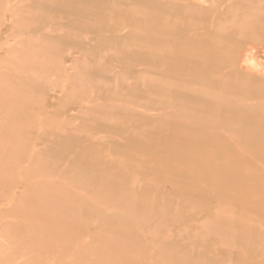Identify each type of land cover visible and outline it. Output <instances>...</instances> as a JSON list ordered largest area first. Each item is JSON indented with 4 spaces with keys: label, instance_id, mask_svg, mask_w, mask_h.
<instances>
[{
    "label": "rangeland",
    "instance_id": "obj_1",
    "mask_svg": "<svg viewBox=\"0 0 264 264\" xmlns=\"http://www.w3.org/2000/svg\"><path fill=\"white\" fill-rule=\"evenodd\" d=\"M2 1H4V0H2ZM6 1H8L7 4L5 3ZM19 1L20 0H5L4 3H0V6H1V4L3 5L2 7H0V14L4 15V16L0 17V93H1L0 94V103L2 100L4 101V99H5V101L2 102L3 105H2V103L0 104V133L3 131V135H4V136H2V133H1L0 137L5 138V139L0 138L1 139L0 147L2 145L5 147V148L1 147V150H0V156H2V159L0 157V183H1L0 184V194H1L0 195V204H1L0 205V264H5V263L10 264L12 262H15L12 264H25V261H26V264H93V263L94 264H124L125 262H123V260L126 261V264H133V263L134 264L135 263H138V264H154V263L155 264H159V263L165 264L167 262L169 264H176V263L177 264H180V263L185 264L186 260H187L186 264H197L198 261H200L198 264H219V262H222V264H232V263L234 264V262H235V264L236 263L237 264H243V263L246 264V262H247V264H257L258 262H259L258 264H260V263L264 264V252H263L264 251L263 250L264 249V243H263L264 242V239H263L264 238V229H263L264 228V219H263L264 218L263 217L264 216L263 215L264 214V199H263L264 196H261L262 193L264 192L263 191L264 185H262V184H264V174H263L264 173L263 172L264 171V135H263L264 134V131H263L264 130V112H263L264 111V100L261 101L262 99H264V0H244L243 2H240L241 0H239V1H237V4H235L232 7L230 6V3H229L230 0H180V1L179 0H168V1L166 0V3H168V4L172 3L174 5L186 7V10H184L183 12H180V13H175V12L173 13L170 10H167L165 7L161 6V2H164L163 4H166L165 0H159V1H157V0H95L94 3H97V5H95L91 0H78L77 2H76V0H32L28 4H26V3L23 4ZM0 2H1V0H0ZM81 2L83 4L84 3L85 4L82 5ZM117 2H119V3H117ZM239 2L242 5H240ZM16 3H19V4L17 5ZM59 3H63V5H65V7H63L62 9H59V11L55 10L53 15L48 19V21L47 20L43 21V23L42 22L40 23V21H38L36 15H37V13L41 12V9H46L48 7H52L54 4H59ZM78 3L79 4L81 3L80 5L82 6V8ZM137 3H138V5L142 3L141 4L142 8L140 7L141 10L143 9L142 13H141V11H140V13L137 12L136 8L139 9L138 7L140 6V5L136 6ZM147 3H148V5H147ZM92 4H94V5H92ZM101 4H102V6H101ZM131 4L132 5L135 4V5L132 6ZM151 4H153V6ZM191 4H194L195 6H193ZM196 4L198 5V7ZM7 5L10 6L11 8L8 7ZM20 5L25 6V7L22 8V6H20ZM76 5L78 8L76 7ZM156 5H157L158 9H156L154 7ZM17 6L21 7V10H19L20 11L19 13H17L18 12ZM145 6L146 7L148 6V7L146 8ZM221 6H222V8H221ZM14 7L16 9H14ZM55 7L56 6H54V8ZM86 7H88V8L92 7V13H91V11H89L91 9L88 10V8H86ZM130 7L134 8V9L130 10ZM95 8H97V9H96V11L93 12V10ZM84 9H86L85 10L86 12L84 11ZM76 11H78V12H76ZM84 12H85V14H84ZM87 12H89V14ZM95 12H98V13L95 14ZM115 12H118V13L121 12V13L118 14ZM131 12L134 13L133 17H132ZM14 13L15 14L17 13V15H15ZM90 13H91V15H90ZM114 13L116 15H114ZM104 14H105V16H104ZM177 14L180 16H178ZM243 14H245V17ZM82 15H85V18H82V17H84ZM150 15H152V17ZM90 16H91V19L89 18ZM93 16H95V17H93ZM218 17H219V19H217ZM258 17L261 19H259ZM1 18H3L4 20ZM6 18H8V20ZM11 18H12V20H11ZM121 18H122V20H121ZM78 19H80V20H78ZM93 19L94 20L97 19L98 22L96 21L97 22L96 23ZM124 19H125V21H124ZM177 19H179V20H177ZM181 19L184 21H182ZM87 20L89 21V24L93 26V28H91L92 26L90 27L89 24H86V23H88ZM116 20H118V21H116ZM212 20H213V22H212ZM12 21H14V23H11ZM76 21L80 22V23L78 24ZM82 21H83V23H82ZM114 21H115V23H114ZM178 21H180L181 23ZM111 22L113 24H111ZM144 22H146L147 24L146 23L144 24ZM183 22H185V23H183ZM186 22L188 24L189 23L190 24L188 25ZM192 22H193V26H192ZM204 22H205V24H204ZM92 23L95 25H93ZM154 23L159 24L162 28H160L159 30L153 29L152 25ZM173 23L175 24V27L176 28L178 27V28L176 31H174V32L172 31L171 32L172 35H171V33H170L171 29L170 28H172L174 26ZM10 24H12V25H10ZM76 24H78L79 27ZM84 24L87 25V29H86V25H84ZM106 24H110V27L108 28V26H106ZM119 24H120L121 28H119L120 27ZM136 24H139V25L137 26ZM98 25L100 27H96ZM164 26H165V28L163 29ZM211 26L213 27V29H211ZM83 27L85 29H83ZM129 27H130V29H129ZM88 28H90V30ZM204 28H205V30H204ZM209 28H210V30H206ZM249 28H250V30H249ZM115 30H117V31H115ZM167 30H168V33H167ZM121 31H124V32H121ZM151 32H153V33H151ZM43 33H49L53 36H62V37H60V41L65 42V45L63 44L64 47H62L60 50V53H61L60 57H56V56L46 57L45 59H47V60L44 61L43 57H40V56L37 57L38 55L35 57L32 56V53H30V52L33 51V53L35 52V53L41 54L45 50L48 51L52 46V44H51L52 42H46V41L42 40L41 36ZM115 33H117V34H115ZM154 33H157L160 36L161 35H163V36L160 37L159 35L157 36V34H154ZM118 34H120L121 37L120 36L117 37L118 41L114 42L112 37L114 35H118ZM132 36L134 37V39L132 38ZM162 37H163V39H162ZM17 38L18 39L19 38L24 39V43H25L24 45L26 47H30L29 48L30 52L28 50V54L26 56H22V58L26 57L25 60L27 62L29 60L28 64H26V63L23 64V61L24 62H26V61L23 60L22 58L21 59H17L16 57L13 58L12 50H10L8 52V54H6V52H5L8 50L7 47L14 44V42H15L14 40H17ZM124 39H125V41H124ZM154 39H156L157 41ZM127 40H128V42H127ZM136 42L142 43L143 46L144 45H146V46L143 48L142 44L138 45ZM9 43L11 45H9ZM128 43H129V45H128ZM131 43H133V44H131ZM114 44H115V47H114ZM153 45H155V47ZM93 46H94V48H92ZM129 46H130V48L133 47L131 49L132 51H130V49L127 48ZM150 46H151V50H149ZM124 47H126V48H124ZM148 47H149V49H145ZM2 48H3V51H1ZM86 48H87V50H88V48L89 49L92 48V50H94V51L88 53V51H86ZM155 48H157V50ZM161 48L164 50H162ZM197 48H199V49H197ZM229 48H231V49H229ZM177 50H178V52H177ZM234 50H236V52ZM146 51H147V54H145ZM170 51L171 52L176 51V54L178 55L177 59L182 61V63L180 65L175 64L174 60H168L167 58L161 56L160 54L155 55L156 52L167 53ZM130 52L133 54H130ZM148 52H150L149 54H151V55L153 54V57H151V55H149ZM199 52H201V55ZM9 54H11V55H9ZM196 55H197V57H196ZM6 56L9 60L6 58ZM11 57L13 59L16 58V60L14 61L15 63L14 62L12 63L13 59ZM30 57H31V59H30ZM218 57H219V59H218ZM33 58H35L34 59V60H36L35 62L32 61ZM130 58H132V59H130ZM190 58H192L191 59L192 61L190 60ZM48 60H49V63H48ZM54 60L57 61L56 64H54V62H56ZM248 60H249V62H248ZM153 61H154V64H153ZM159 61L162 63V65L165 64L166 66L163 65V67L164 66L165 67L162 68V65H161V63L159 64ZM169 61H170V64L168 63ZM36 62H38L37 63L38 66H35L36 67L35 68L32 64L35 63L34 65H36ZM43 64H44V67H42ZM48 64L51 65L50 68H49ZM121 64H122V66H121ZM123 64H126V65L123 66ZM28 65H31V67H30V69H28L29 71L27 73L28 78L34 79V83L36 84V87L38 89H40V88H41L40 90L46 89L45 93L46 92L47 93L46 94L44 93V95H47V97H43L44 95L42 93L40 94V96H37L38 92L36 93L34 91L31 92V94H28L26 92L27 90L25 88H22V90L20 89L19 90L20 92L17 90L16 93L13 94V95H15L14 98H13L11 91L6 92L8 90L13 89L11 87H13L14 84L17 82V78L20 77V73L18 72L19 68H22L25 66H26V68H29ZM54 65H56V66H54ZM128 65H131V66L127 67ZM157 65L159 67L161 65V67H160L161 69L158 68ZM191 65H193L195 67H193ZM145 66H147L146 67L147 69L145 68ZM197 66H199L200 68ZM202 66L204 67V69H202L203 68ZM206 66H207L208 70L206 69ZM123 67H126V69L127 68L129 69L131 67L129 70H131L132 68L133 69L131 71H129V70L127 71ZM209 67L212 70H210ZM152 68H154V69H152ZM124 69L126 72H124ZM167 69H170V72H169V70L167 71ZM43 70H44V72H43ZM115 70L121 71V72L119 71V74H121V75H119V77H120L119 80L118 81L113 80V81L104 82V79L102 78L104 71H105V73L108 74V71H115ZM154 70H156V71H154ZM160 70H161V72H159ZM185 70L188 72L186 73ZM171 71H172V73H171ZM2 72H3L4 76H6L5 77L6 82L4 81V79H5L4 76L1 74ZM14 72H18L17 74H19V76L15 73L16 75H14L15 76L14 77L13 76ZM123 72L125 73L126 77L131 75L129 77L130 81L126 80V77H125ZM140 73H141V75H140ZM149 73L151 74V76H154L153 79L150 77ZM153 73L154 74L156 73L157 77H159L160 79L155 77L156 74L154 75ZM190 73H192V74L190 75ZM145 74H146V77L144 76ZM1 75L3 76L4 79L2 78ZM11 75L13 78H16V79L9 82V78ZM161 75H163V76H161ZM199 75L205 76V77H202V78L198 77ZM23 76H25V75H23ZM211 76L213 79H211ZM192 77H194V78H192ZM206 77H207V79H206ZM146 78H147V81H146ZM161 78H162V80H161ZM258 78H259V80H258ZM149 79H151V81H153L150 83V85L151 84L153 85L154 82L156 84L157 83L156 80H158V82H161V84L157 83L156 86H158V87L155 88L156 90H154V89L153 90L150 89L151 91L147 90L150 87V85H147L149 83H146L148 81L150 82ZM201 79L204 81H202ZM11 80H12V78H11ZM26 81L27 80H25V82ZM166 81L168 83H166ZM259 81H260V83H259ZM4 82L6 84H4ZM143 82H145V84ZM164 82L168 86H166L165 84H162ZM128 84H130V85H128ZM220 84H221V86H220ZM260 84H261V86H260ZM6 85H8V86L10 85V86L8 87ZM144 85L148 86V87L144 88ZM163 85L165 86L164 89H163ZM169 87L171 88V90ZM1 88L3 89V92H5V93H3L1 91L2 90ZM165 89L167 91L168 90L171 91L170 92L171 95L168 96L167 94H169V93L165 94L166 93ZM44 90H42V91L44 92ZM164 90H165V92H163ZM86 91L88 92L87 93L88 96H83V93ZM123 91L125 93H123ZM12 92H14V90ZM25 92H26V95H25ZM182 92H184V93L182 94ZM3 94H4V96L2 97ZM20 94H21V97H20ZM128 94H129L130 98L128 97ZM120 95L122 97H120ZM164 95H167L168 97L167 96L164 97ZM51 96H55V98L53 99L55 102H53ZM50 97H51V99H50ZM119 97L121 99H119ZM125 97L128 98L129 101ZM182 97H183V99H182ZM8 98H10V99H8ZM21 98L22 99L24 98V99L21 100ZM42 98H44V99H42ZM113 98H114V101H113ZM46 99H48V100H46ZM131 99L135 100L136 103L140 102V104H135V102L133 100L130 101ZM156 99H157V101H156ZM24 100H25V102L27 101L28 103L27 102L25 103ZM91 100L96 101V102H101V103H103V106L99 109L96 108V110H95V108H94L95 106L93 105L92 107L88 106V110L87 109L81 110L82 106L90 105L89 102ZM136 100H138V101H136ZM124 101H126L125 106H122V104L124 105V103H122ZM181 101L184 105L181 103ZM190 101L193 103V105L191 104ZM20 102L21 103L23 102L24 104L28 105L29 108L27 111L29 112V114H28L29 117L28 116L27 117L30 118V120L28 118H24V119L17 121L18 123L15 122L16 123L15 124L14 122L11 121V119H12L11 116H14L15 114H17L19 112L18 110H22V108H19V106H18L20 104ZM113 102H115V103H113ZM130 102L132 104L131 106H130ZM175 102H176V104H175ZM196 102L198 104H196ZM111 103L114 105L112 106ZM118 103H120V104H118ZM170 103H171V105H170ZM188 103L190 105H192L193 107L190 106ZM201 103H203V105L206 104L205 109H207V111L205 109H203L204 107H203V105H201ZM32 104H35V105H32ZM185 105H187V106H185ZM109 106H110V108H109ZM180 106H182V107H180ZM183 106H185V107H183ZM195 106H196V108H195ZM198 106H199V108H198ZM143 107H145V108H143ZM159 107H160V109H159ZM89 108H91V109L89 110ZM102 108H103V110H102ZM111 108H113V109H111ZM132 108H134V109H132ZM174 108L176 111L173 110ZM192 108H194V109H192ZM211 108H212V110H210ZM221 108H223V110ZM145 109H148V110H145ZM164 109L169 110V111H165ZM86 110H87V112H86ZM110 110H112V111H110ZM139 110L141 112L140 114H139ZM160 110H161V112H159ZM170 110H171V112H170ZM188 110H190V111L187 112ZM91 111H93V112H91ZM108 111H110V112H108ZM146 111L148 113H145ZM151 111H153V112H151ZM30 112H32V113H30ZM157 112L160 114V116ZM163 112H165V113H163ZM166 112L169 113V114H167L168 116H165ZM176 112H178L179 114L176 115ZM196 112L197 113L200 112V113L197 114ZM221 112H222V114H220ZM233 112H235V113H233ZM194 113H196V114H194ZM7 114H9V116H7ZM107 114H108V116H107ZM238 114H240L242 116H240ZM250 114H252V115H250ZM109 115H110V117H109ZM113 115H114V117H113ZM146 115H148V116H146ZM173 115H175V116H173ZM185 115L188 117H185ZM195 115H197L198 117ZM226 115H227V117H226ZM233 115L235 116L234 119H232L230 117ZM116 116H118V117H116ZM126 116H127V118L125 119L124 117H126ZM130 116H131V119H130ZM193 116H194V118H193ZM247 116H250L251 118H253L252 119L253 124L251 125L252 127H255L256 124H261L262 128L260 130L254 129L255 130L254 131L252 127H248L247 124L245 125V123L243 121V119H244L243 117H247ZM87 117H89V118H87ZM93 117L94 118L97 117V120H96V118L94 119ZM147 117H148V119H147ZM160 117L161 118L164 117L165 119L166 118L167 119L164 120V119H161ZM218 117H220L221 119H219ZM90 118H91V120L93 119L94 123H93V121L90 120ZM119 118H120V120H119ZM179 118H181V119H179ZM186 118H189V119H186ZM51 119L54 121H52ZM101 119L104 122H98V121H102ZM206 119H207V121H206ZM128 120H130V121H128ZM141 120H144V121H141ZM169 120H170L171 124H169ZM187 120H189V122ZM60 121H62L63 123L62 122L60 123ZM81 121H82V123H81ZM147 121H150V122H148L149 125L147 124ZM154 121L156 123H154ZM158 121H159V125H158ZM121 122L123 123V125L125 124L124 126L122 125L123 127L121 126V124H122ZM163 122H165V123H163ZM181 122H182V124L183 123L184 124L181 125ZM12 123H13V126H12ZM49 123H51V124H49ZM83 123L86 126L85 128L87 130L82 128ZM99 123H101L102 125L105 124L106 126L104 125L105 127H103ZM107 123H109V125ZM211 123H212V125H211ZM8 124H10V125H8ZM128 124H130V125H128ZM132 124L133 125L137 124L138 126H135V128H134V126ZM153 124L155 126L154 128H152ZM163 124H167L168 128L165 127L166 125L164 126ZM77 125H79V126H77ZM88 125H89V127H88ZM169 125H171L170 128H173V129H170ZM9 126H10V128H9ZM14 126H15V128H14ZM37 126H38V128H37ZM67 126H70V127L68 128ZM131 127L134 129H132ZM2 128H3V130H2ZM11 128L13 129V131ZM50 128H52V129H50ZM119 128H120V132L118 130ZM162 128H164V129L167 128V130L169 129L170 131L164 130ZM14 129H16V130H14ZM92 129L95 132H93ZM213 129H215L216 131ZM218 129L221 131H219ZM19 130H23L22 132H19V134L20 133H25L23 135L28 134L25 137L23 136L24 138L20 139L21 141L22 140L24 141L22 143L17 142L19 140H17L16 142L14 140V139H17V137H15V135L17 136L15 131L18 132ZM61 130H63V131L65 130L64 135H61V133L63 132V131L61 132ZM145 130H147V133H145L146 132ZM39 131L40 132L42 131V133H40ZM74 131H76V132H74ZM91 131L93 133H95L96 136H94L95 134L92 135L93 133H91ZM225 131H226V133H225ZM246 131H248V133H246ZM37 132H38V134H37ZM79 132L82 134H80ZM87 132L91 133V135L89 133L87 134ZM105 132H107L108 134H106ZM153 132H155V133H153ZM171 132H175V134H177V135L173 136V135H171ZM227 132H228V134H227ZM112 133H115V134H112ZM119 133H121V134H119ZM6 134L9 135L8 139H7V137H5V136H7ZM32 134H34L35 136H33ZM144 134H147L150 140H148V139H147L148 141L145 140L148 137H146L147 135H144ZM12 135H14V136H13V138L10 139V136L12 137ZM80 135L83 137H81ZM89 135H90V139H89ZM98 135H99V137H98ZM236 135H238V136H236ZM66 136H70V137L68 138ZM133 136H135L136 138H134ZM246 136H247V138H245ZM80 137L82 138L81 140L79 139ZM92 137H94L95 140ZM111 137H114L116 141L114 140V138H111ZM116 137H119L121 139V141H119L120 139L116 138ZM142 137L144 138V143H145V141H146V143L148 142L147 145H144V147H142L143 140L142 141L140 140V139H143ZM158 137H160L161 139ZM249 137H253V138L250 139ZM70 138L71 139L74 138V140L72 141ZM75 138H76V141H75ZM230 138H232V139H230ZM9 139H10V141H9ZM59 139H61L62 141ZM103 139H104V141L106 139V142L102 141ZM236 139H237V141H236ZM2 140H4V141H2ZM54 140H57V142ZM58 140L60 141V143L58 142ZM100 140H101L102 144L99 147ZM253 140H255V142ZM92 141H94V142L96 141V142L94 143ZM251 141H252L253 146L250 144ZM11 142L13 143V145ZM47 142H49L48 143L50 145V146L48 145L49 147L46 146ZM114 142L115 143L118 142V143L115 144ZM137 142H138V144L140 143L139 144L140 146L137 144ZM175 142H176V144H175ZM233 142L237 143V144L234 145ZM10 143H11V145H9ZM16 143H18V144H16ZM78 143L80 146L78 145ZM105 143H107V144H105ZM108 143H111L112 145H114V147H112V145H110ZM119 143L122 146H120ZM52 144L54 146H52ZM76 144L78 146H76ZM131 144H132V146H131ZM152 144H154L153 145L154 147L152 146ZM257 144L260 145V147ZM67 145H69V146H67ZM128 145H130V146H128ZM137 145H138L139 149H138ZM96 146H98L99 149ZM124 146H126L127 148L125 149ZM155 146L157 148L162 149V150L158 149V151H157L156 150L157 148ZM210 146H212V147H210ZM238 146H240L241 149ZM251 146L254 148H252ZM57 147H59V149ZM141 147L143 149L147 147L146 148L147 150L146 149L142 150ZM165 147H167V149ZM237 147L239 149H237ZM3 148L6 149V151H4ZM13 148L14 149L17 148L18 151L14 150ZM150 148L151 149L156 148V149L153 150V152H152L151 150H149ZM40 149L44 150L43 153L41 152V157L42 156L46 157V155H48V152H47V150H48V151H51L50 152L51 154L49 153V155L52 156V154H53L54 157L57 158V159H55L56 161L52 165L55 169L52 166L48 167V168H45V167L44 168H38L41 170L40 171L37 168H32L29 170L27 167H25L29 164V162H32L31 160L35 161L36 159H38L40 157L39 154L36 153V151H38ZM77 149H80V150L75 151ZM85 149H86V151H88L90 153L89 154L87 153V155H86L85 154L86 151L84 152ZM105 149H106V152H104ZM132 149H134V150H132ZM140 149L142 150V152ZM164 149L167 150L170 157H169V155H168V157L166 156V158L164 157L165 155H167L164 153L165 152ZM234 149L238 150V151L234 152L235 151ZM91 150L93 153L91 152ZM111 150H112V153H111ZM249 150H250V152H249ZM26 151H28V152L30 151V152L28 153ZM31 151H33V152H31ZM143 151H147V154L149 152L156 153L157 156L155 154H150L149 156H151V157H148L146 155V152L144 153ZM155 151H157V152L160 151L161 156L159 157L158 155H160V154L159 153L157 154V152H155ZM161 151H163L164 155H162ZM17 152H19V154ZM74 152H76V153L74 154ZM140 152L142 154H140ZM216 152L218 154H216ZM32 153H33V158L31 159ZM107 153H108V155L111 153L110 154L111 156H115L113 159L118 160V162L120 164H118L117 161H116V163L113 162V159L111 161L110 160L111 156H110V158H108L109 156L106 157ZM123 153L126 155L124 156ZM131 153H134V156H135V154L138 153L136 155L137 157L136 156L134 157L133 154L130 155ZM214 153H215V155H214ZM247 153H249V154H247ZM72 154L74 155V157L72 156ZM102 154H103V156H100ZM116 155H119V156H116ZM138 155H139V157L141 155V158H139ZM142 155H144V157H142ZM234 155H237L238 157H236ZM146 156L149 159V162H148V159L146 158ZM152 156H156L157 158L152 157ZM182 156L184 157L185 162L188 160V158L185 156H188V157L190 156L189 159L190 158L192 159V157H193V159L192 160L190 159L191 162L187 161V164L185 162L180 163L178 161V159H176V158H183ZM244 156H245V159H244ZM249 156H251V157H249ZM252 156L254 158H252ZM69 157H70V159H68ZM95 157H97L96 158L97 162H96ZM98 157H99V159L101 157L102 160H98ZM105 157H106V159H105ZM116 157H118V158L121 157V159L123 158V161L119 160L120 158L118 159ZM200 157L202 159H200ZM216 157H218V158H216ZM82 158H83V160H81ZM155 158L157 160L159 159L158 162L165 160L166 161L165 165H167L169 167V169L171 170V173L168 170L167 166H165V167L161 166L160 163H158L156 160L155 161L152 160ZM172 158L174 160H171ZM241 158H243L244 160ZM16 159H19L20 161L16 160ZM91 159L93 161H91ZM136 159L139 161L137 162ZM248 159H251V160H248ZM140 160H142L143 162ZM145 160H147V161H145ZM245 160H247V161H245ZM254 160L256 161L255 163H254ZM73 161H75V162H73ZM77 161L79 163H76ZM80 161H83V163ZM120 161H122V162L125 161L124 165L126 163L127 164V165H125L126 167L123 166V164H121ZM150 161H151V163H150ZM152 161H154V166L152 164L153 163ZM174 161H177V162H174ZM192 161H193V164H191ZM260 161L262 162L261 164H260ZM27 162H28V164H27ZM195 162H197L196 163L197 167H196ZM11 163H14V164H11ZM20 163H22V167H20L21 166ZM66 163H67V165L69 163V165H68L69 167L66 165ZM188 163L190 164V166L188 165ZM55 164H57V165L54 166ZM79 164L81 166H79ZM110 164H111V166H110ZM183 164L184 165L186 164V165L184 166ZM233 164H234V166H233ZM256 164H257V166H256ZM156 165L158 166V168L156 167ZM191 165H192V167H191ZM61 166H63V167H61ZM122 166H123V168H122ZM150 166L153 169L152 168L149 169ZM91 167H93V168L91 169ZM124 167L129 169V173H128V170L125 169ZM131 167L132 168L134 167V169L139 172V174L137 173L138 176L135 175L137 171L135 172V170L132 169ZM154 167H156L157 169ZM180 167H182L183 170H181ZM61 168H62V170H61ZM86 168H87V170L85 171ZM102 168H104V170H102ZM173 168L174 169L176 168V171L174 170L175 172L173 171ZM177 168H178L179 172H178ZM10 169L12 170L11 172H10ZM69 169H71V170H69ZM139 169H140V171H139ZM159 169L161 171L162 170L164 171L163 174L165 176L162 174L163 171L161 172ZM184 169H185V171H184ZM190 169H192V170H190ZM193 169H194V171H193ZM208 169L210 170V172H208L209 171ZM247 169H249V171H247ZM72 170H73V172H72ZM90 170L93 171L95 174L97 173L96 176ZM105 170H107V172ZM126 170H127V172H126ZM130 170H131V172H130ZM132 170H134V171H132ZM143 170L145 172L147 170V172L145 173V172H143ZM149 170H151V171H149ZM206 170H207V172H205ZM13 171H14V173L12 174ZM79 171H80V173H79ZM103 171H104V173H103ZM113 171L118 172V173H114ZM186 171H187V173H186ZM189 171L190 172L193 171L192 172L193 174L190 173ZM216 171H219V172H216ZM250 171H251V173H250ZM140 172L141 173L143 172L145 174H143V173L141 174ZM153 172H156V174L157 173H159V174L161 173V174L160 175L157 174L158 175L157 176ZM9 173H10V175H9ZM37 173H41V174L39 175ZM50 173H52V174H50ZM131 173L132 174L134 173V174L132 175ZM165 173L169 176H167ZM212 173L215 174V176H213ZM220 173H221V175H220ZM105 174L106 175L108 174V175L105 176ZM140 174L142 175V177L141 176L139 177ZM147 174L149 177L147 176ZM250 174H251V176H250ZM100 175H103L105 177L103 178V176H100ZM110 175H113L114 177L112 176V178L111 177L108 178V176H110ZM144 175L146 177H144ZM153 175H156V176L154 177ZM189 175L193 176V177H189ZM195 175L197 178L195 177ZM200 175H201L202 179H201V177H199ZM206 175H208V177H210V178L206 177ZM241 175H242V177H241ZM54 176H56V177L54 178ZM185 176H186V178H185ZM82 177H84V178H82ZM117 177H119L118 180H116ZM160 177H162V182L159 181V180H161V179H159ZM177 177H178V179H177ZM223 177H224L225 182L223 181ZM227 177H231V178H227ZM56 178L59 182L56 180L53 181ZM110 178L112 179V182H111V180L109 182ZM142 178H143V180H142ZM144 178H147V180ZM152 178H155V179L157 178V181H159L162 184V186H164V187H162V188L160 186L158 187V185H157L158 182L155 179L154 180L157 183L154 182V180ZM163 178L164 179L168 178L167 182L169 180H171V182H173L174 185H173V183L171 184L170 181H169L170 184H168L169 182L168 183L164 182ZM171 178L175 181H173ZM183 178H185V180H182ZM199 178L202 181H200ZM213 178H215V179H213ZM46 179H47V181H46ZM106 179H108V180L106 181ZM166 179H165V181H166ZM15 180H17V181H15ZM18 180H19V182H18ZM25 180H26V182H24ZM40 180H42V182L45 180V183H42ZM90 180H91V182H90ZM237 180H239V181H237ZM30 181L31 182L32 181L37 182V184L40 183V184H38L39 186L41 185L40 187L38 185H36V187H35V189L37 188L36 189L37 191L34 189L33 186H30L29 187L30 189L28 188V186H26L27 182H30ZM49 181H51V182L49 183ZM64 181H66L67 183ZM80 181H81L82 185H79ZM100 181L105 185L104 186H102V184L99 185ZM140 181H142V182H140ZM179 181L183 182L182 186L179 183ZM83 182H85V183H83ZM137 182H140V183H137ZM47 183H49V184H47ZM88 183L89 184L91 183V184L89 185ZM141 183H143V185ZM154 183H156V184H154ZM201 183H203L204 185ZM211 183L215 186L210 185ZM45 184L48 186H46ZM50 184H52V186ZM60 184L62 187L60 186ZM64 184L67 185L68 189L70 188L69 186H71V188H73V189L70 188L68 190L66 185H64ZM83 184L84 185L88 184V185L84 186ZM140 184L142 187L140 186ZM164 184H166V185H164ZM53 185H55V186H53ZM76 185H78V186H76ZM92 185L94 186L93 188H92ZM253 185H254V187H253ZM16 186H18V187L16 188ZM89 186H90V188H89ZM202 186H203V188H202ZM26 187H27V189H26ZM41 187L43 189H41ZM74 187H75V190H74ZM76 187H78V188L80 187L81 190H78V188L76 189ZM139 187H141V188H139ZM166 187H169V189ZM214 187H215V189H214ZM236 187H237V189H236ZM14 188H15V190H14ZM18 188H19V190H16ZM64 188L67 190V192L64 191L65 190ZM86 188H89V189H87L85 191ZM150 188H151V190H150ZM171 188H174V189L171 190ZM227 188L228 189L230 188V189L228 190ZM234 188L236 189V191ZM254 188H255V190H253ZM256 188H258V189H256ZM160 189H161V191H160ZM167 189H168V191H166ZM242 189H243V191H245V192H243L244 194L241 191ZM23 190H25V191H23ZM71 190L74 192H72ZM83 190L85 191L86 194L83 192ZM92 190L93 191L95 190V191L93 192ZM182 190H185V191L183 192ZM212 190L214 192H212ZM257 190L260 193H258ZM14 191L15 192L17 191V194H19L20 191H23V194H21L22 197H17L14 201H11L12 193ZM33 191L35 192L34 194L32 193ZM48 191H50V193ZM52 191H54V192H52ZM81 191H82V194L84 193L83 196H82V194H80ZM36 192H38L39 194ZM71 192H72V194L74 193L75 196H74V194L72 195ZM138 192L139 193L142 192V193L139 194ZM177 192H180V193L178 194ZM30 193H32V194H30ZM42 193H44V194H42ZM51 193H53V194H51ZM157 193H158V196L155 195ZM162 193H163V196H162ZM198 193H199V195H198ZM49 194L51 195L52 199L50 198ZM77 194H78V196H80V198H82V197H84V198L81 199L80 201H77L78 200L77 199L78 197L76 196ZM110 194H112V196ZM214 194H216V195H214ZM24 195H25V197H24ZM35 195H38V196L35 197ZM135 195L137 197L136 198L137 202L139 201V203H136ZM137 195L138 196L140 195V197H138ZM144 195L145 196L147 195L146 199H144L145 198ZM179 195H180V197H178ZM204 196H205V198H204ZM88 197L89 198L94 197V198L89 199ZM161 197H162V199L164 198L165 200L164 199L161 200ZM72 198H74V200ZM147 198L152 199V200L148 199L149 200L148 201ZM186 198L188 200H186ZM189 198H191V200ZM209 198H210V200H209ZM216 198H218V200ZM231 198L233 201L231 200ZM261 198H262V200H261ZM19 199L22 202H20ZM40 199H43V201H40L41 203L40 202L37 203ZM87 199H89V201L92 202V204ZM95 199H96L97 203L94 202ZM236 199H237V201H236ZM253 199H255V200H253ZM33 200L35 202H33ZM83 200H85V202ZM177 200L179 201V203ZM25 201H26V203H25ZM69 201H71V202H69ZM156 201H158L157 203H159V205L155 204ZM162 201H164L165 203ZM188 201H190V202L187 203ZM14 202H15V204H14ZM58 202H61L60 205ZM74 202H75V204H74ZM78 202H80V205L76 206V203L78 204ZM98 202L102 203V204L100 205ZM112 202H114V203L112 204ZM149 202L152 203V204H149L150 206L148 205ZM219 202H220V204H219ZM7 203H9L10 206H8L9 204H7ZM19 203H21V206H19L20 205ZM62 203H64V204L61 205ZM94 203H96L97 207L94 206L95 205ZM103 203H105V204H103ZM162 203H164V204H162ZM221 203H224V205H226V206H224V205L222 206ZM69 204L71 206H69ZM161 204H162V206H160ZM188 204H190V205H188ZM192 204L195 205V207H193ZM202 204H205L207 206H205V205L203 206ZM64 205L67 206V209ZM103 205H106V207H104ZM107 205H109L110 209L113 206V209H111V211H110V209L108 208ZM139 205H140V207H139ZM147 205L149 208L147 207ZM240 205H243L244 207L240 206ZM24 206H26V207H24ZM44 206L47 208H45ZM57 206H60V207H57ZM61 206H63L62 209H64L65 211L61 210L62 211L61 212L59 210L61 208ZM98 206H99V208H98ZM132 206H134V207H132ZM155 206H158L159 208L158 207L155 208ZM165 206H168V207H165ZM196 206L197 207L200 206L201 208H199V207L197 208ZM218 206H219V208H218ZM221 206L223 207V210H222ZM68 207H71V209H72V210H70V208H69V210H70L68 212L69 214L67 213ZM136 207L139 208L140 210H136L137 209ZM142 207H143V209H142ZM240 207H242V209ZM56 208H58V209H56ZM79 208H80L81 212L78 210ZM81 208H82V210H81ZM91 208H92V210H91ZM96 208L98 209L99 212H97ZM145 208H148V210H150V211H146L147 209L145 210ZM177 208H178V210H176ZM216 208H218V209H216ZM220 208H221V210H220ZM54 209H56V210L54 211ZM154 209H155V212L153 211ZM162 209H164V210H162ZM205 209L207 212L212 213V215L214 216V217H212V219L214 218L213 220L207 219L205 216L206 214L205 215L202 214V212ZM229 209L230 210L232 209V212ZM94 210L98 214H101L100 216L103 218L99 219L100 216L99 215L97 216V214L95 213ZM104 210H106V211H104ZM120 210L124 211L123 214H122V212H120ZM172 210H174V211H172ZM216 210H218L219 212H217ZM233 210H234V212L236 211L235 214H237V215L234 214ZM237 210H238L239 214H238ZM45 211H47V212H45ZM56 211L58 213H56ZM72 211H74L76 213H74ZM90 211H92L93 213H90ZM136 211H138V212H136ZM144 211H146V213ZM151 211L153 212V214H151L152 213ZM159 211H160V215H159ZM23 212H24V214H22ZM63 212L64 213L66 212V214H64ZM78 212L80 214L82 213L83 218H81V216ZM149 212H151V213H149ZM185 212H186V215H185ZM187 212H188V214H187ZM262 212H263V214H262ZM60 213L63 214V216L60 215V217H57ZM165 213H166V216L163 215ZM232 213H233V215H232ZM246 213H247V216H246ZM248 213H250V214H248ZM39 214H41L42 216ZM139 214L141 217L139 216ZM149 214H151V215H149ZM220 214L221 215L224 214L223 215L224 217L221 216ZM21 215L24 217H22ZM36 215H38V216H36ZM53 215H56V216L53 217ZM84 215L86 217H84ZM94 215H96V217ZM134 215H135V217H134ZM155 215H156V217H155ZM177 215L180 217H178ZM202 215H203V217H201ZM227 215H229V216H227ZM259 215H261V216L259 217ZM161 216H163L164 218H162ZM242 216H244V217L246 216L245 219ZM255 216L257 217V219L259 218L258 219V220H260L259 222ZM31 217H32V219H31ZM92 217H93V220L96 219L94 222H92L93 221ZM153 217H155V218H153ZM196 217L198 218V220ZM228 217L235 219V221H233L231 218H228ZM11 218H12L13 222L11 221ZM74 218H77V219H74ZM117 218H118V221H117ZM120 218H122L123 220L122 219L119 220ZM147 218H148V220H147ZM165 218H167V219H165ZM172 218H173V220H172ZM252 218H253V221H252ZM23 219H24V221H23ZM26 219H28V221ZM68 219L70 220V224L72 223V224H74V226L69 225ZM84 219L85 220L89 219V221L86 222L88 224H83V223H85ZM247 219L251 223H249ZM31 220H33V221H31ZM129 220H130V222H128ZM142 220L143 221L147 220L149 223L148 222L143 223ZM170 220L174 221V222H171ZM195 220H197V222ZM214 220H215V222H214ZM48 221H50L52 223H50V222L48 223ZM79 221L82 222L81 224H83L85 227L80 226ZM98 221H99V223H101L100 224L101 227L99 225L96 226L97 224H99ZM223 221H224V223H223ZM231 221L234 223L236 221L237 222L235 224H233ZM246 221H247V224H246ZM29 222H31V223H29ZM121 222H124V224ZM126 222H127V224H129V226L126 224ZM140 222H141V224H140ZM168 222H170L172 224H170V223L168 224ZM194 222H196V223H194ZM228 222H229V224H228ZM252 222L254 224L256 222L255 228L253 227ZM78 223H79V225H78ZM93 223H95V224L97 223V224L95 225ZM133 223L136 226L130 225ZM137 223H139V225ZM174 223H175V225H173ZM257 223H259V224H257ZM260 223H261V226H260ZM54 224H55V226H57L56 229H54L55 228ZM144 224H145V226L143 227ZM43 225H45V226H43ZM196 225L199 226L198 228H201V229H198L196 227ZM208 225H210V228L209 227H207V229L204 228L205 226H208ZM17 226H18V228H17ZM79 226L82 227V230ZM121 226L124 228H121ZM160 226H164V228H166V231L164 228H159ZM169 226H171V227H169ZM172 226H174V227H172ZM223 226L224 227L226 226V228H223ZM232 226L237 227V229L235 227H232ZM70 227H73V229ZM99 227L102 229H100ZM136 227L141 229V231H140L141 233L139 232V230H136ZM27 228H28V230H27ZM89 228H90V230H89ZM114 228H116V229H114ZM117 228H120V230L118 229L119 230L118 231ZM142 228H144L143 232H142ZM153 228H154V230H153ZM157 228L160 229V230L158 229L159 230L158 232H160V233H157V231L155 232V229L157 230ZM214 228H216V229L219 228V230L217 229L219 232L215 231ZM232 228L233 229L235 228L234 229L235 231L238 230L237 233ZM16 229H17V231H16ZM97 229H98V231H97ZM132 229H134V230H132ZM209 229L213 233H215V232L216 233L213 234L212 232H210ZM222 229H224V231ZM227 229H230V230L227 231ZM259 229H261V234H262L261 240L260 239L259 240L258 239L249 240V239H252L254 234H256V232L254 233V230L259 231ZM14 230H15V232H14ZM85 230L87 231V235L90 232L88 236L85 235L86 234ZM129 230L132 232H130ZM181 230L185 231V232H182ZM204 230H206V231L204 232ZM207 230H209V231H207ZM24 231H26V232H24ZM99 231L101 232V236H99V234H100ZM163 231L165 232V235L167 233L168 234L165 236ZM200 231H202V232H200ZM226 231L228 233H226ZM114 232H116V233H114ZM146 232H147V234H146ZM162 232H163V234H162ZM172 232L174 234H172ZM92 233L94 236L92 235ZM119 233L120 234L122 233L121 235L123 237L121 235L119 236ZM128 233L129 234L131 233V235H129ZM148 233H149V235H148ZM151 233H153L152 236H154V235L155 236L154 237L150 236ZM175 233H177V236L175 235ZM182 233H183V235H182ZM205 233H207V234H205ZM209 233L211 234V236L209 235ZM224 233L228 234V236L225 235ZM247 233H249V234L247 235ZM83 234H84V236H83ZM123 234H125V236H127V238L129 236L130 240H129V238L128 239L126 237L124 238ZM133 234L134 235L136 234L135 235L136 237H133L134 236ZM193 234H195V235H193ZM200 234H204L203 237ZM217 234H219V235H217ZM245 234H246V236H245ZM95 235H96V238H94ZM174 235L177 239L172 237ZM215 235H217V236H215ZM85 236H87L88 239ZM143 236H147V240H145L144 239L145 237L143 238ZM156 236H158V237H156ZM191 236L193 237V239ZM219 236H220V238H218ZM112 237L116 238V240L118 239L117 240L118 242L115 241V239H113ZM182 237H184V239ZM221 237L225 238V239L222 240ZM59 238H61V239H59ZM62 238H64V239H62ZM77 238H80V241H79L80 244H81V242H83L82 245H85V244L86 245L85 246L78 245L79 242L77 240H79V239H77ZM185 238H188V239L185 240ZM197 238H198V240H197ZM205 238H206V240H205ZM213 238H214V240H213ZM231 238H233V239H231ZM240 238L246 242H244L243 240H242L243 241L242 242ZM32 239H33V241H32ZM203 239H204V241H203ZM151 240H152V243H150ZM161 240H163V243H162L163 246L161 248H164L166 251L164 249L158 250L159 247L162 245ZM181 240H182V242H181ZM190 240H191V242H190ZM128 241H130V243ZM139 241H142L141 244L139 243ZM159 241H161V242H159ZM198 241H199V243H198ZM202 241L204 244H202ZM224 241H226V242H224ZM227 241H229V244L227 243ZM250 241H252V243L250 244V247H249L248 245H249ZM76 242H78V244ZM134 242H136V243H134ZM155 242H156L157 246L154 244ZM194 242H195L196 246L194 245ZM234 242H236L237 244ZM29 243H30V246L32 247V249H30ZM97 243L98 244L100 243V244L97 245ZM118 243H120V244H118ZM123 243H126L128 245V247L126 244H124V246H126V247H124V246L122 247ZM145 243L146 244L148 243L147 245H149V244L150 245L147 247L145 245ZM173 243L176 246H174ZM232 243L236 245L235 249H237L238 252L235 249L233 252L232 249L234 246L232 245ZM74 244H75V246H74ZM88 244H89V246H88ZM129 244H131L130 245L131 247L129 246ZM135 244L137 246H135ZM201 244L204 245L205 247L202 246ZM214 244H216L217 246H215ZM238 244H241L242 246L238 245ZM140 245H143V247H141ZM152 246L153 247L156 246V249L153 248ZM167 246H168V248H167ZM177 246H178V248H177ZM190 246H192V247H190ZM199 246H201V248H198ZM231 246H233L231 249V251L233 253L230 251ZM240 246L243 249L240 248ZM260 246L263 250L262 252H261ZM90 247L91 248L93 247V248L91 249ZM94 247H96V248H94ZM170 247L172 249H169ZM194 247H195V250H192V249H194ZM203 247L205 248V251H204ZM109 248L112 249L110 252L108 251V250H110ZM137 248L140 249V250H137L138 253L136 251ZM150 248H151V251H153L152 253H151V251L147 250ZM152 248L155 249L156 252H154V250H152ZM215 248L217 249L216 252H215V250H216ZM228 248H229V250H228ZM238 248L241 249V251ZM94 249L96 252L94 251ZM121 249L123 250V252H121L122 251ZM129 249L132 252H128ZM177 249L179 250V252L181 250H183V252L181 251V253H183V254H181V253L179 254L177 252ZM198 249L199 250L201 249L200 253L198 252ZM245 249H246V253L244 252ZM117 250L120 251L121 253L118 252ZM211 250L214 252H212ZM90 251H91V253H90ZM116 251H117V253H116ZM124 251H125V253H128V254H125ZM146 251H148L150 253L146 254ZM208 251L210 252V254ZM218 251L221 253H219ZM192 252H194V253H192ZM230 252L232 254H234L236 256V258H235V256L232 255L233 257H232V259H230L231 261L229 260L227 262V260L229 258H231ZM241 252L243 254H241ZM112 253H114V254L112 255ZM136 253L138 255H140V253L141 254L144 253V257L140 255L138 258V255ZM173 253L179 254V257H181V258H178V255H176L177 259H175L176 256ZM188 253H190V254H188ZM261 253H262V255H261ZM91 254H92V256H91ZM135 254H136V256H135ZM145 254H146V256H145ZM186 254H188L189 257ZM211 254H213V255H211ZM218 254H220V255H218ZM151 255H153V256H151ZM158 255H161V258ZM183 255L188 257V258L184 257ZM94 256H96L98 258H96ZM166 256L168 257V259ZM133 257H135L136 259ZM152 257L154 258L155 261H153ZM195 257H197L198 259L200 258V259L197 261V258H195ZM162 258L163 259L165 258V259L163 260ZM238 258L240 260L242 259L241 261L243 263H241L240 260L238 261ZM257 258H259L260 260L262 259L261 260L262 262H260V260ZM24 259H25V261H24ZM120 259H121V261H120ZM138 259H139V261H138ZM145 259H146V261H145ZM150 259L152 260V262ZM188 259L189 260L194 259L195 261L190 262ZM204 259H207V260H204ZM6 260H8V261H6ZM134 260H135V262H134ZM162 260H163V262H161ZM253 260L256 262H254ZM9 261H11V262L9 263ZM116 261H117V263H115ZM158 261H160V262H158ZM169 261H171V262H169ZM173 261H175V262H173ZM223 261H226L227 263L223 262ZM120 262H122V263H120Z\"/></svg>",
    "mask_w": 264,
    "mask_h": 264
},
{
    "label": "bare ground",
    "instance_id": "obj_2",
    "mask_svg": "<svg viewBox=\"0 0 264 264\" xmlns=\"http://www.w3.org/2000/svg\"><path fill=\"white\" fill-rule=\"evenodd\" d=\"M30 1H32V0H20L19 2H21V3H23V4H25V3L28 4ZM77 1H78V0H76V2H77ZM91 1H92L93 3L95 2V0H91ZM157 1H159V0H157ZM167 1H168V0H167ZM179 1H180V0H179ZM237 1H239V0H230V2H229V3H230V6L232 7V6H234L235 4H237ZM243 1H244V0H241L240 2H243ZM4 2H5V0H4V1L1 0L0 3H4ZM7 2H8V1H6L5 3L7 4ZM76 2H75V3H76ZM82 2H83V1H82ZM82 2H81V3H82ZM119 2H120V1H119ZM119 2H117V3H119ZM128 2H129V1H128ZM130 2H131V1H130ZM155 2H156V1H155ZM240 2H239V3H240ZM253 2H254V1H253ZM9 3H10V2H9ZM81 3H80V4H81ZM90 3H91V2H90ZM163 3H164V2H161V6L165 7L167 10H170V11L173 12V13H174V12H175V13H180V12H183L184 10H186V7H184V6H179V5H174V4H172V3H171V4H168V3H166V0H165V3H166V4H163ZM16 4L18 5L19 3H16ZM78 4H79V3H78ZM80 4H79V5H80ZM84 4H85V3H84ZM84 4L82 3V5H84ZM94 4L97 5V3H94ZM94 4H92V5H94ZM120 4H121V3H120ZM141 4H142V3H141ZM141 4H139V5H140V6H139L138 3H137L136 6H139L138 8L140 9V7L142 8ZM198 4H199V3H198ZM254 4H255V3H254ZM129 5H130V4H129ZM131 5H132V4H131ZM134 5H135V4H133L132 6H134ZM147 5H148V3H147ZM151 5L153 6V4H151ZM159 5H160V4H159ZM159 5H158V6H159ZM191 5L195 6L194 4H191ZM196 5H197V4H196ZM208 5H209V4H208ZM240 5H242V4L240 3ZM2 6H3V5L1 4L0 7H2ZM7 6H8V5H7ZM15 6H16V5H15ZM20 6H22V5H20ZM54 6H56V7L54 8ZM80 6H81V5H80ZM87 6H88V5H87ZM101 6H102V4H101ZM136 6H135V7H136ZM237 6H238V5H237ZM8 7H10V6H8ZM23 7H25V6H22V8H23ZM63 7H65V5H63V3H59V4H54L52 7H48V8H46V9H41V12H40V13H37V15H36L38 21H40V23H41V22L43 23V21H46V20L48 21V19L53 15V13H54L55 10H58V11H59V9H62ZM76 7H77V5H76ZM93 7H94V6H93ZM143 7H144V6H143ZM145 7H146V6H145ZM147 7H148V6H147ZM147 7H146V8H147ZM154 7H155L156 9H158L157 5L154 6ZM197 7H198V5H197ZM10 8H11V7H10ZM19 8H20V9H19ZM69 8H70V7H69ZM77 8H78V7H77ZM81 8H82V6H81ZM86 8H88V7H86ZM161 8H162V7H161ZM165 8H164V9H165ZM221 8H222V6H221ZM247 8H248V7H247ZM14 9H16V8L14 7ZM17 9H18V12H17V13H19V12H20L19 10H21V7L17 6ZM89 9H91V10H89ZM96 9H97V8H95V9L93 10V12L96 11ZM131 9H134V8H131V7H130V10H131ZM139 9L136 8L137 12L140 13V11H141V13H142L143 9H142V10H141V9L139 10ZM205 9H206V8H205ZM237 9H238V8H237ZM244 9H245V8H244ZM254 9H255V8H254ZM69 10H70V9H69ZM85 10H86V9H84V11H85ZM88 10L91 11V13H92V7L88 8ZM100 10H101V9H100ZM220 10H221V9H220ZM252 10H253V9H252ZM37 11H38V10H37ZM106 11H107V10H106ZM218 11H219V10H218ZM38 12H39V11H38ZM76 12H78V11H76ZM85 12H86V11H85ZM85 12H84V14H85ZM148 12H149V11H148ZM225 12H226V11H225ZM17 13H16V14L14 13V14L17 15ZM87 13L89 14V12H87ZM91 13H90V15H91ZM96 13H98V12H95V14H96ZM115 13H118V12H115ZM115 13H114V15H116ZM120 13H121V12H120ZM120 13H118V14H120ZM131 13H132V12H131ZM194 13H195V12H194ZM237 13H238V12H237ZM80 14H81V13H80ZM80 14H79V15H80ZM133 14H134V13H132V17L134 16ZM136 14H137V13H136ZM146 14H147V13H146ZM240 14H241V13H240ZM0 15H1L0 17L4 16L3 14H0ZM177 15H178V14H177ZM192 15H193V14H192ZM195 15H196V14H195ZM241 15H242V14H241ZM243 15H244V17H245V14H243ZM82 16H84V17H82ZM82 16H81L82 18H85V15H82ZM104 16H105V14H104ZM112 16H113V15H112ZM150 16L152 17V15H150ZM170 16H171V15H170ZM178 16H180V15H178ZM198 16H199V15H198ZM93 17H95V16H93ZM93 17H92V18H93ZM110 17H111V16H110ZM151 17H150V18H151ZM215 17H216V16H215ZM215 17H214V18H215ZM89 18L91 19V16H90ZM115 18H116V17H115ZM169 18H170V17H169ZM180 18H181V17H180ZM258 18H259V17H258ZM1 19H3V18H1ZM6 19L8 20V18H6ZM100 19H101V18H100ZM111 19H112V18H111ZM159 19H160V18H159ZM174 19H175V18H174ZM202 19H203V18H202ZM217 19H219V17H218ZM225 19H226V18H225ZM255 19H256V18H255ZM259 19H261V18H259ZM3 20H4V19H3ZM11 20H12V18H11ZM15 20H16V19H15ZM15 20H14V21H15ZM78 20H80V19H78ZM78 20H77V21H78ZM93 20H94V19H93ZM118 20H119V19H118ZM118 20H116V21H118ZM121 20H122V18H121ZM144 20H145V19H144ZM153 20H154V19H153ZM163 20H164V19H163ZM170 20H171V19H170ZM175 20H176V19H175ZM175 20H174V21H175ZM177 20H179V19H177ZM181 20H182V19H181ZM228 20H229V19H228ZM14 21H12L11 23H14ZM77 21H76V22H77ZM84 21H85V20H84ZM87 21H88V20H87ZM94 21L96 22L97 19H95ZM111 21H112V20H111ZM124 21H125V19H124ZM156 21H157V20H156ZM165 21H166V20H165ZM182 21H184V20H182ZM91 22H92V21H91ZM97 22H98V21H97ZM97 22H96V23H97ZM109 22H110V21H109ZM122 22H123V21H122ZM158 22H159V21H158ZM158 22H157V23H158ZM163 22H164V21H163ZM169 22H170V21H169ZM178 22H180V21H178ZM187 22H188V21H187ZM187 22H186V23H187ZM212 22H213V20H212ZM219 22H220V21H219ZM45 23H46V22H45ZM45 23H44V24H45ZM77 23L79 24L80 22H77ZM82 23H83V21H82ZM85 23H86V22H85ZM93 23H94V22H93ZM93 23H92V24H93ZM114 23H115V21H114ZM145 23H146V22H144V24H145ZM165 23H166V22H165ZM165 23H164V24H165ZM180 23H181V22H180ZM180 23H179V24H180ZM183 23H185V22H183ZM78 24H76V25L78 26ZM86 24H89V21H88V23H86ZM86 24H84V25H86ZM100 24H101V23H100ZM111 24H113V23L111 22ZM144 24H143V25H144ZM146 24H147V23H146ZM173 24H174V23H173ZM187 24H188V23H187ZM189 24H190V23H189ZM189 24H188V25H189ZM204 24H205V22H204ZM214 24H215V23H214ZM258 24H259V23H258ZM10 25H12V24H10ZM89 25H90V24H89ZM93 25H95V24H93ZM123 25H124V24H123ZM136 25L138 26L139 24H136ZM169 25H170V24H169ZM210 25H211V24H210ZM212 25H213V24H212ZM259 25H260V24H259ZM82 26H83V25H82ZM91 26H92V25H90V27H91ZM106 26H108V28H109V27H110V24H106ZM106 26H105V27H106ZM119 26H120V24H119ZM184 26H185V25H184ZM192 26H193V22H192ZM252 26H253V25H252ZM78 27H79V26H78ZM96 27H100V26L98 25V26H96ZM134 27H135V26H134ZM148 27H149V26H148ZM166 27H167V26H166ZM203 27H204V26H203ZM242 27H243V26H242ZM250 27H251V26H250ZM71 28H72V27H71ZM76 28H77V27H76ZM91 28H93V26H92ZM115 28H116V27H115ZM119 28H121V26H120ZM119 28H118V29H119ZM152 28H153V29H156V30H157V29L159 30V29L162 28V27H161L159 24L154 23V24L152 25ZM164 28H165V26L163 27V29H164ZM167 28H168V27H167ZM177 28H178V27H177ZM177 28L175 27V24H174V26H173L172 28H170V29H171L170 33H171L172 31H173V32L176 31ZM185 28H186V27H185ZM247 28H248V27H247ZM83 29H85V28L83 27ZM86 29H87V25H86ZM88 29L90 30V28H88ZM124 29H125V28H124ZM129 29H130V27H129ZM211 29H213L212 26H211ZM217 29H218V28H217ZM245 29H246V28H245ZM260 29H261V28H260ZM71 30H72V29H71ZM134 30H135V29H134ZM182 30H183V29H182ZM182 30H181V31H182ZM204 30H205V28H204ZM206 30H210V28H209V29H206ZM247 30H248V29H247ZM249 30H250V28H249ZM72 31H73V30H72ZM74 31H75V30H74ZM115 31H117V30H115ZM119 31H120V30H119ZM125 31H126V30H125ZM136 31H137V30H136ZM212 31H213V30H212ZM214 31H215V30H214ZM121 32H124V31H121ZM132 32H133V31H132ZM132 32H131V33H132ZM184 32H185V31H184ZM184 32H183V33H184ZM257 32H258V31H257ZM151 33H153V32H151ZM167 33H168V30H167ZM115 34H117V33H115ZM120 34H121V33H120ZM120 34H118V35H114V36L112 37L114 42H115V41H118V38H117V37H119V36L121 37ZM122 34H123V33H122ZM154 34H157V33H154ZM154 34H153V35H154ZM173 34H174V33H173ZM212 34H213V33H212ZM158 35H159V34H157V36H158ZM171 35H172V33H171ZM171 35H170V36H171ZM224 35H225V34H224ZM159 36H160V35H159ZM161 36H163V35H161ZM161 36H160V37H161ZM225 36H226V35H225ZM248 36H249V35H248ZM60 37H62V36H53V35H51V34H49V33H43V34H42L41 38H42L43 41H46V42H52V43H51V44H52L51 48H50L48 51L45 50V51H46V52L44 51L45 53L42 52V53L40 54V53H35V52L33 53V51L30 52V49H29L30 47H26V46L24 45V44H25V43H24V39H21V38H19V39L17 38V40H14L15 42H14V44H12V45L9 43V45H11V46H8V47H7L8 50L5 51V52H6V54H8V52H9L10 50H12L13 58L16 57L17 59H21L22 56H26V55L28 54V50H29V52L32 53V56H33V57H35V56L38 55L37 57H39V56H40V57H43V58H44V61H46V60H47V59H45L46 57H54V56H56V57H60V55H61L60 50H61V48L64 47V45H65V42L60 41ZM135 37H136V36H135ZM166 37H167V36H166ZM223 37H224V36H223ZM223 37H222V38H223ZM239 37H240V36H239ZM249 37H250V36H249ZM124 38H125V37H124ZM132 38L134 39L133 36H132ZM136 38H137V37H136ZM152 38H153V37H152ZM167 38H168V37H167ZM171 38H172V37H171ZM224 38H225V37H224ZM224 38H223V39H224ZM125 39H126V38H125ZM125 39H124V41H125ZM162 39H163V37H162ZM138 40H139V39H138ZM143 40H144V39H143ZM154 40H156V39H154ZM97 41H98V40H97ZM130 41H131V40H130ZM145 41H146V40H145ZM156 41H157V40H156ZM127 42H128V40H127ZM141 42H142V41H141ZM150 42H151V41H150ZM150 42H149V43H150ZM179 42H180V41H179ZM183 42H184V41H183ZM201 42H202V41H201ZM133 43H134V42H133ZM133 43H131V44H133ZM136 43H137V42H136ZM171 43H172V42H171ZM173 43H174V42H173ZM63 44H64V45H63ZM82 44H83V43H82ZM137 44L139 45V44H142V43H137ZM176 44H177V43H176ZM86 45H87V44H86ZM124 45H125V44H124ZM128 45H129V43H128ZM147 45H148V44H147ZM194 45H195V44H194ZM130 46H131V45H130ZM130 46L127 47V48L130 49V51H132L131 49H132L133 47L130 48ZM140 46H141V45H140ZM142 46H143V44H142ZM145 46H146V45H144L143 48H144ZM148 46H149V45H148ZM153 46L155 47V45H153ZM171 46H172V45H171ZM196 46H197V45H196ZM114 47H115V44H114ZM92 48H94V46H93ZM92 48H91V49L88 48V50H87V48H86V51H88V53L94 51V50H92ZM124 48H126V47H124ZM141 48H142V47H141ZM145 49H149V47H148V48H145ZM152 49H153V48H152ZM155 49L157 50V48H155ZM159 49H160V48H159ZM161 49H162V48H161ZM197 49H199V48H197ZM204 49H205V48H204ZM229 49H231V48H229ZM149 50H151V46H150V49H149ZM162 50H164V49H162ZM1 51H3V48H2ZM144 51H145V50H144ZM147 51H148V50H147ZM147 51L145 52V54H147ZM217 51H218V50H217ZM234 51L236 52V50H234ZM163 52H164V51H163ZM177 52H178V50H177ZM179 52H180V51H179ZM135 53H136V52H135ZM149 53H150V52H148V54H149ZM199 53H200V55H201V52H199ZM220 53H221V52H220ZM1 54H2V53H1ZM6 54H5V55H6ZM128 54H129V53H128ZM130 54H133V53L130 52ZM158 54H160L161 56L167 58L168 60H174V63L177 64V65H180V64L182 63V61H180V60L177 59V58H178V55L176 54V51H175V52H171V51H170V52H167V53H158V52H156L155 55H158ZM218 54H219V53H218ZM9 55H11V54H9ZM149 55H151V54H149ZM226 55H227V54H226ZM230 55H231V54H230ZM2 57H3V56H2ZM28 57H29V56H28ZM37 57H36V58H37ZM151 57H153V54L151 55ZM155 57H156V56H155ZM196 57H197V55H196ZM6 58H7V56H6ZM11 58H12V57H11ZM13 58H12V59H13ZM16 58L13 59L12 63L16 60ZM142 58H143V57H142ZM192 58H193V57H192ZM192 58H190V60H191ZM200 58H201V57H200ZM202 58H203V57H202ZM209 58H210V57H209ZM7 59H8V58H7ZM22 59L25 60L26 57H25V58H22ZM30 59H31V57H30ZM34 59H35V58H33L32 61L35 62L36 60H34ZM41 59H42V58H41ZM130 59H132V58H130ZM152 59H153V58H152ZM155 59H156V58H155ZM182 59H183V58H182ZM184 59H185V58H184ZM218 59H219V57H218ZM224 59H225V58H224ZM8 60H9V59H8ZM49 60H50V59H49ZM49 60H48V63H49ZM153 60H154V59H153ZM215 60H216V59H215ZM226 60H227V59H226ZM17 61H18V60H17ZM25 61H26V60H25ZM54 61H56V60H54ZM124 61H125V60H124ZM157 61H158V60H157ZM187 61H188V60H187ZM191 61H192V60H191ZM193 61H194V60H193ZM216 61H217V60H216ZM216 61H215V62H216ZM28 62H29V60H28ZM28 62H27V61H26V62L23 61V64H24V63L28 64ZM30 62H31V61H30ZM42 62H43V61H42ZM125 62H126V61H125ZM135 62H136V61H135ZM215 62H214V63H215ZM233 62H234V61H233ZM248 62H249V60H248ZM250 62H251V61H250ZM14 63H15V62H14ZM16 63H17V62H16ZM19 63H20V62H19ZM19 63H18V64H19ZM32 63H33V62H32ZM37 63H38V62H36V65H34L35 63L32 64V65H33L34 67H35V66H38ZM56 63H57V61L54 62V64H56ZM85 63H86V62H85ZM156 63H157V62H156ZM160 63H161V62L159 61V64H160ZM165 63H166V62H165ZM168 63L170 64V61H169ZM188 63H189V62H188ZM208 63H209V62H208ZM256 63H257V62H256ZM44 64H45V63H44ZM44 64L42 65V67H44ZM89 64H90V63H89ZM153 64H154V61H153ZM157 64H158V63H157ZM199 64H200V63H199ZM226 64H227V63H226ZM124 65H126V64H123V66H124ZM135 65H136V64H135ZM138 65H139V64H138ZM161 65H162V63H161ZM161 65H160V67H161ZM163 65H165V64H163ZM163 65H162V68H164V67L166 66V65H165V66L163 67ZM167 65H168V64H167ZM186 65H187V64H186ZM215 65H216V64H215ZM28 66H29V68H26V66H25V67H22V68H19L18 72L20 73V77L17 78V82L14 84L13 87H11V88H13V89H12V90H8V91H6V92L11 91V93H12V95H13L14 93H16L17 90L19 91L20 89L22 90V88H25V89L27 90L26 92H27L28 94H31V92L34 91V92H36V93L38 92L39 95L37 94V96H40L41 93L44 95L46 89H45V90L42 89V90H44V92H43L42 90H40L41 88L38 89V88L36 87V84L34 83V79H33V78H28L27 73H28V71H29L28 69H30L31 65H28ZM48 66H49V68H50L51 65L48 64ZM54 66H56V65H54ZM121 66H122V64H121ZM129 66H131V65H128L127 67H129ZM141 66H142V65H141ZM157 66H158V65H157ZM171 66H172V65H171ZM187 66H188V65H187ZM191 66H193V65H191ZM250 66H251V65H250ZM252 66H253V65H252ZM255 66H256V65H255ZM34 67H33V68H34ZM39 67H40V66H39ZM142 67H143V66H142ZM146 67H147V66H145V68H146ZM160 67L158 66V68H160ZM189 67H190V66H189ZM193 67H195V66H193ZM197 67H199V66H197ZM202 67H203V66H202ZM213 67H214V66H213ZM256 67H257V66H256ZM35 68H36V67H35ZM55 68H56V67H55ZM123 68L126 69V67H123ZM123 68H122V69H123ZM130 68H131V67H130ZM130 68H129V69H130ZM136 68H137V67H136ZM140 68H141V67H140ZM145 68H144V69H145ZM199 68H200V67H199ZM223 68H224V67H223ZM42 69H43V68H42ZM125 69H124V72H126ZM129 69L127 68L126 70L128 71ZM132 69H133V68H132ZM132 69H131V70H132ZM141 69H142V68H141ZM146 69H147V68H146ZM152 69H154V68H152ZM160 69H161V68H160ZM187 69H188V68H187ZM187 69H186V70H187ZM189 69H190V68H189ZM202 69H204V67H203ZM206 69L208 70L207 66H206ZM209 69H210V67H209ZM230 69H231V68H230ZM230 69H229V70H230ZM258 69H259V68H258ZM48 70H49V69H48ZM131 70H129V71H131ZM168 70H169V72H170V69H167V71H168ZM176 70H177V69H176ZM186 70H185V72L187 73L188 71H186ZM210 70H212V69H210ZM222 70H223V69H222ZM41 71H42V70H41ZM119 71H120V70H119ZM119 71H116V70H115V71H108V74L105 73V71H104V74H103V76H102V78L104 79V82H107V81H113V80L118 81L119 78H120L119 75H121V74H119ZM140 71H141V70H140ZM148 71H149V70H148ZM154 71H156V70H154ZM226 71H227V70H226ZM18 72H14L13 76L16 75ZM43 72H44V70H43ZM106 72H107V71H106ZM120 72H121V71H120ZM124 72H123V73H124ZM141 72H142V71H141ZM152 72H153V71H152ZM159 72H161V70H160ZM189 72H190V71H189ZM221 72H222V71H221ZM224 72H225V71H224ZM15 73H16V74H15ZM147 73H148V72H147ZM156 73H157V72H156ZM156 73H155V74H156ZM171 73H172V71H171ZM205 73H206V72H205ZM228 73H229V72H228ZM236 73H237V72H236ZM1 74L4 76L3 72H2ZM21 74H22V75H21ZM149 74H150V73H149ZM149 74H148V75H149ZM153 74H154V73H153ZM153 74H152V75H153ZM155 74H154V75H155ZM169 74H170V73H169ZM188 74H189V73H188ZM191 74H192V73H190V75H191ZM237 74H238V73H237ZM2 75H1V76H2ZM5 75H6V74H5ZM17 75L19 76V74H17ZM23 75H25V76H23ZM124 75H125V73H124ZM140 75H141V73H140ZM251 75H252V74H251ZM3 76H2V78H3ZM130 76H131V75H129V76L126 77V75H125L127 81H130V78H129ZM144 76L146 77V74H145ZM159 76H160V75H159ZM161 76H163V75H161ZM212 76H213V75H212ZM212 76H211V79H213ZM235 76H236V75H235ZM5 77H6V76H4V78H5ZM14 77H15V76H14ZM125 77H124V78H125ZM150 77H151L152 79L154 78V76H151V74H150ZM155 77H157V74H156ZM186 77H187V76H186ZM195 77H196V76H195ZM198 77H201V78H202V77H205V76H200V75H199ZM216 77H217V76H216ZM219 77H220V76H219ZM247 77H248V76H247ZM4 78H3V79H4ZM7 78H8V77H7ZM11 78H12V80H11ZM25 78H26V79H25ZM147 78H148V77H147ZM147 78H146V81H147ZM157 78L160 79L159 77H157ZM189 78H190V77H189ZM192 78H194V77H192ZM259 78H260V77H259ZM259 78H258V80H259ZM14 79H16V78H13L12 75H11L10 78H9V82H10V81H13ZM206 79H207V77H206ZM260 79H261V78H260ZM5 80H6V78L4 79V81H5ZM23 80H24V81H23ZM25 80H27V81L25 82ZM143 80H144V79H143ZM149 80H150V82H149V81L146 82V83H149V84H147V85H150V83L153 82V81H151V79H149ZM155 80H156V79H155ZM161 80H162V78H161ZM167 80H168V79H167ZM196 80H197V79H196ZM198 80H199V79H198ZM201 80H202V79H201ZM236 80H237V79H236ZM131 81H132V80H131ZM144 81H145V80H144ZM202 81H204V80H202ZM239 81H240V80H239ZM5 82H6V81H5ZM5 82H4V84H6ZM35 82H36V81H35ZM156 82L159 83V84H161V82H158V80H156ZM205 82H206V81H205ZM235 82H236V81H235ZM237 82H238V81H237ZM250 82H251V81H250ZM7 83H8V82H7ZM127 83H128V82H127ZM129 83H130V82H129ZM143 83L145 84V82H143ZM157 83L155 84V82H154L153 85L151 84L150 87H149V89H147V90H150V89H151V90H153V89L156 90L155 88L158 87V86H156ZM166 83H168V82L166 81ZM166 83L164 82V83H162V84H165V85H166ZM200 83H201V82H200ZM206 83H207V82H206ZM259 83H260V81H259ZM154 84H155V85H154ZM239 84H240V83H239ZM128 85H130V84H128ZM169 85H170V84H169ZM6 86H8V85H6ZM9 86H10V85H9ZM9 86H8V87H9ZM166 86H168V85H166ZM220 86H221V84H220ZM260 86H261V84H260ZM40 87H41V86H40ZM145 87L147 88L148 86H145V85H144V88H145ZM161 87H162V86H161ZM164 87H165V86L163 85V89H164ZM171 87H172V86H171ZM43 88H44V87H43ZM169 88H170V87H169ZM1 89H2V88H1ZM103 89H104V88H103ZM172 89H173V88H172ZM13 90H14V92H12ZM100 90H101V89H100ZM151 90H150V91H151ZM165 90H166V89H165ZM165 90H164L163 92H165ZM170 90H171V88H170ZM202 90H203V89H202ZM1 91L3 92V89H2ZM28 91H29V92H28ZM168 91H169V90H168ZM168 91L166 90V93H165V94L169 93V94H167V95L169 96V95H171V93H170L171 91H169V92H168ZM19 92H20V91H19ZM26 92H25V95H26ZM127 92H128V91H127ZM157 92H158V91H157ZM163 92H162V93H163ZM222 92H223V91H222ZM3 93H5V92H3ZM46 93H47V92H46ZM46 93H45V94H46ZM87 93H88L87 91L84 92V93H83V96H88ZM117 93H118V92H117ZM123 93H125V92L123 91ZM159 93H160V92H159ZM162 93H161V94H162ZM183 93H184V92H182V94H183ZM0 94H1V93H0ZM32 94H33V93H32ZM118 94H119V93H118ZM10 95H11V94H10ZM167 95H164V97L167 96ZM3 96H4V94L2 95V97H3ZM14 96H15V95H13V98H14ZM18 96H19V95H18ZM168 96H167V97H168ZM20 97H21V94H20ZM43 97H47V95H44ZM51 97H52V100L55 98V96H51ZM51 97H50V99H51ZM112 97H113V96H112ZM114 97H115V96H114ZM120 97H122V96L120 95ZM120 97H119V99H121ZM128 97H129V94H128ZM149 97H150V96H149ZM149 97H148V98H149ZM187 97H188V96H187ZM125 98H126V97H125ZM129 98H130V97H129ZM145 98H146V97H145ZM178 98H179V97H178ZM8 99H10V98H8ZM23 99H24V98H23ZM23 99L21 98V100H23ZM42 99H44V98H42ZM111 99H112V98H111ZM111 99H110V100H111ZM117 99H118V98H117ZM126 99L128 100V98H126ZM138 99H139V98H138ZM182 99H183V97H182ZM260 99H261V98H260ZM19 100H20V99H19ZM19 100H18V101H19ZM46 100H48V99H46ZM55 100H56V99H55ZM124 100H125V99H124ZM132 100H133V99H131L130 101H132ZM184 100H185V99H184ZM263 100H264V99H262L261 101H263ZM4 101H5V99H4ZM4 101L2 100L1 103L4 102ZM7 101H8V100H7ZM7 101H6V102H7ZM59 101H60V100H59ZM113 101H114V98H113ZM116 101H117V100H116ZM122 101H123V100H122ZM128 101H129V100H128ZM133 101L135 102V100H133ZM136 101H138V100H136ZM144 101H145V100H144ZM144 101H143V102H144ZM156 101H157V99H156ZM177 101H178V100H177ZM199 101H200V100H199ZM24 102H25V100H24ZM26 102H27V101H26ZM26 102H25V103H26ZM29 102H30V101H29ZM46 102H47V101H46ZM53 102H55V101L53 100ZM134 102H133V103H134ZM183 102H184V101H183ZM190 102H191V101H190ZM190 102H189V103H190ZM255 102H256V101H255ZM1 103H0V104H1ZM27 103H28V102H27ZM30 103H31V102H30ZM113 103H115V102H113ZM120 103H121V102H120ZM120 103H118V104H120ZM122 103H124V105L122 104V106H125L126 101H124V102H122ZM127 103H128V102H127ZM151 103H152V102H151ZM154 103H155V102H154ZM157 103H158V102H157ZM171 103H172V102H171ZM171 103H170V105H171ZM181 103H182V101H181ZM186 103H187V102H186ZM189 103H188V104H189ZM239 103H240V102H239ZM241 103H242V102H241ZM89 104H90V105H84V106H82V107H81V110H84V109H87V110H88V106H91V107H92L93 105L95 106V107H94L95 110H96V108L99 109V108H101V107L103 106V103H101V102H96V101H93V100H91V101L89 102ZM111 104H112V103H111ZM111 104H110V105H111ZM128 104H129V103H128ZM135 104H140V102H139V103H138V102H137V103L135 102ZM141 104H142V103H141ZM175 104H176V102H175ZM182 104H183V103H182ZM188 104H187V105H188ZM191 104L193 105L192 102H191ZM194 104H195V103H194ZM196 104H198V103L196 102ZM2 105H3V103H2ZM32 105H35V104H32ZM113 105H114V104H112V106H113ZM131 105H132V104H131V102H130V106H131ZM183 105H184V104H183ZM187 105H185V106H187ZM189 105H190V104H189ZM192 105H190V106H192ZM201 105H203V103H201ZM18 106H19V108H22V110H18L19 112H18L17 114H15L14 116H11V118H12L11 121L14 122V123L17 122V121H19V120H21V119H24V118H28V117H29V116H28L29 112L27 111L28 108H29L28 105H27V104H24L23 102H22V103L20 102V104H19ZM29 106H30V105H29ZM52 106H53V105H52ZM126 106H127V105H126ZM135 106H136V105H135ZM185 106H183V107H185ZM196 106H197V105H196ZM196 106H195V108H196ZM205 106H206V104L203 105V107H204L203 109H205ZM221 106H222V105H221ZM114 107H115V106H114ZM117 107H118V106H117ZM141 107H142V106H141ZM176 107H177V106H176ZM180 107H182V106H180ZM192 107H193V106H192ZM1 108H2V107H1ZM109 108H110V106H109ZM127 108H128V107H127ZM143 108H145V107H143ZM147 108H148V107H147ZM157 108H158V107H157ZM189 108H190V107H189ZM198 108H199V106H198ZM198 108H197V109H198ZM206 108H207V107H206ZM90 109H91V108H89V110H90ZM111 109H113V108H111ZM132 109H134V108H132ZM159 109H160V107H159ZM169 109H170V108H169ZM192 109H194V108H192ZM197 109H196V110H197ZM201 109H202V108H201ZM221 109L223 110V108H221ZM32 110H33V109H32ZM87 110H86V112H87ZM102 110H103V108H102ZM123 110H124V109H123ZM145 110H148V109H145ZM164 110H165V109H164ZM173 110L176 111L175 108H174ZM173 110H172V111H173ZM205 110L207 111V109H205ZM210 110H212V108H211ZM261 110H262V109H261ZM1 111H2V110H1ZM110 111H112V110H110ZM110 111H108V112H110ZM113 111H114V110H113ZM125 111H126V110H125ZM125 111H124V112H125ZM141 111H142V110H141ZM143 111H144V110H143ZM156 111H157V110H156ZM165 111H169V110H165ZM184 111H185V110H184ZM189 111H190V110H188L187 112H189ZM208 111H209V110H208ZM89 112H90V111H89ZM91 112H93V111H91ZM127 112H128V111H127ZM151 112H153V111H151ZM159 112H161V110H160ZM170 112H171V110H170ZM193 112H194V111H193ZM203 112H204V111H203ZM239 112H240V111H239ZM263 112H264V111H263ZM15 113H16V112H15ZM30 113H32V112H30ZM105 113H106V112H105ZM105 113H104V114H105ZM137 113H138V112H137ZM140 113H141V112H140V110H139V114H140ZM145 113H148V112L146 111ZM157 113H158V112H157ZM163 113H165V112H163ZM163 113H162V114H163ZM196 113H197V112H196ZM196 113H194V114H196ZM198 113H200V112H198ZM198 113H197V114H198ZM201 113H202V112H201ZM233 113H235V112H233ZM240 113H241V112H240ZM112 114H113V113H112ZM142 114H143V113H142ZM142 114H141V115H142ZM149 114H150V113H149ZM153 114H154V113H153ZM158 114H159V113H158ZM167 114H169V113L166 112V115H165V116H168ZM177 114H179V113L176 112V115H177ZM191 114H192V113H191ZM220 114H222V112H221ZM223 114H224V113H223ZM31 115H32V114H31ZM105 115H106V114H105ZM110 115H111V114H110ZM110 115H109V117H110ZM151 115H152V114H151ZM186 115H187V114H186ZM186 115H185V117H188V116H186ZM188 115H189V114H188ZM204 115H205V114H204ZM238 115H240V114H238ZM246 115H247V114H246ZM250 115H252V114H250ZM7 116H9V114H7ZM27 116H28V117H27ZM91 116H92V115H91ZM107 116H108V114H107ZM111 116H112V115H111ZM118 116H119V115H118ZM118 116H116V117H118ZM123 116H124V115H123ZM123 116H122V117H123ZM146 116H148V115H146ZM159 116H160V114H159ZM163 116H164V115H163ZM165 116H164V117H165ZM173 116H175V115H173ZM173 116H172V117H173ZM190 116H191V115H190ZM195 116H197V115H195ZM240 116H242V115H240ZM30 117H31V116H30ZM75 117H76V116H75ZM83 117H84V116H83ZM85 117H86V116H85ZM109 117H108V118H109ZM113 117H114V115H113ZM153 117H154V116H153ZM164 117H163V118L160 117V118L166 120L167 118L165 119ZM170 117H171V116H170ZM197 117H198V116H197ZM226 117H227V115H226ZM230 117H231L232 119L235 118L234 115H233V116H230ZM238 117H239V116H238ZM261 117H262V116H261ZM261 117H260V118H261ZM60 118H61V117H60ZM87 118H89V117H87ZM87 118H86V119H87ZM93 118H94V117H93ZM95 118H96V120H97V117H95ZM95 118H94V119H95ZM98 118H99V117H98ZM124 118L126 119L127 116L124 117ZM132 118H133V117H132ZM143 118H144V117H143ZM193 118H194V116H193ZM218 118L221 119L220 117H218ZM243 118H244L243 121H244L245 125L247 124L248 127H252L251 125L253 124V120H252L253 118H251L250 116L243 117ZM28 119L30 120V118H28ZM28 119H27V120H28ZM122 119H123V118H122ZM130 119H131V116H130ZM144 119H145V118H144ZM147 119H148V117H147ZM157 119H158V118H157ZM179 119H181V118H179ZM186 119H189V118H186ZM25 120H26V119H25ZM47 120H48V119H47ZM51 120H52V119H51ZM64 120H65V119H64ZM81 120H82V119H81ZM88 120H89V119H88ZM90 120H91V118H90ZM101 120H102V119H101ZM116 120H117V119H116ZM119 120H120V118H119ZM170 120H171V119H170ZM170 120H169V124H171V123H170ZM203 120H204V119H203ZM203 120H202V121H203ZM1 121H2V120H1ZM52 121H54V120H52ZM85 121H86V120H85ZM85 121H84V122H85ZM91 121H93V119H92ZM91 121H90V122H91ZM111 121H112V120H111ZM128 121H130V120H128ZM141 121H144V120H141ZM152 121H153V120H152ZM187 121L189 122V120H187ZM206 121H207V119H206ZM3 122H4V121H3ZM47 122H48V121H47ZM61 122H62V121H60V123H61ZM86 122H87V121H86ZM86 122H85V123H86ZM98 122H104V121L102 120V121H98ZM132 122H133V121H132ZM135 122H136V121H135ZM148 122H150V121H147V124H148ZM165 122H166V121H165ZM165 122H163V123H165ZM17 123H18V122H17ZM51 123H52V122H51ZM51 123H49V124H51ZM54 123H55V122H54ZM62 123H63V122H62ZM81 123H82V121H81ZM88 123H89V122H88ZM91 123H92V122H91ZM93 123H94V121H93ZM119 123H120V122H119ZM121 123H122V122H121ZM127 123H128V122H127ZM127 123H126V124H127ZM143 123H144V122H143ZM154 123H156V122L154 121ZM166 123H167V122H166ZM207 123H208V122H207ZM259 123H260V122H259ZM6 124H7V123H6ZM15 124H16V123H15ZM96 124H97V123H96ZM96 124H95V125H96ZM99 124H101V123H99ZM107 124L109 125V123H107ZM110 124H111V123H110ZM177 124H178V123H177ZM183 124H184V123H183ZM183 124H182V122H181V125H183ZM2 125H3V124H2ZM8 125H10V124H8ZM101 125H102V124H101ZM104 125H105V124H104ZM104 125H102V126L105 127L106 125H105V126H104ZM114 125H115V124H114ZM122 125H123V123L121 124V126H122ZM124 125H125V124H124ZM124 125H123V126H124ZM128 125H130V124H128ZM132 125H133V124H132ZM148 125H149V124H148ZM151 125H152V124H151ZM155 125H156V124H155ZM158 125H159V121H158ZM163 125H164V126L166 125L165 127H167V124H163ZM173 125H174V124H173ZM175 125H176V124H175ZM211 125H212V123H211ZM12 126H13V123H12ZM34 126H35V125H34ZM72 126H73V125H72ZM77 126H79V125H77ZM123 126H122V127H123ZM133 126H134V128H135V126H138V125L136 124V125H133ZM133 126H132V127H133ZM143 126H144V125H143ZM156 126H157V125H156ZM176 126H177V125H176ZM225 126H226V125H225ZM18 127H19V126H18ZM60 127H61V126H60ZM67 127L69 128L70 126H67ZM85 127H86V126H85L84 123H83L82 128H83V129H86ZM88 127H89V125H88ZM111 127H112V126H111ZM115 127H116V126H115ZM126 127H127V126H126ZM132 127H131V128H132ZM154 127H155V126H154V124H153V127H152V128H154ZM162 127H163V126H162ZM170 127H171V125H169V128H170ZM221 127H222V126H221ZM9 128H10V126H9ZM12 128H13V127H12ZM12 128H11V129H12ZM14 128H15V126H14ZM23 128H24V127H23ZM34 128H35V127H34ZM37 128H38V126H37ZM131 128H130V129H131ZM134 128H132V129H134ZM137 128H138V127H137ZM167 128H168V127H167ZM167 128H165V129L162 128V129L167 130ZM252 128H253V130H254V129H255V130H258V129H259V130H260V129L262 128V126H261V124H256L255 127H252ZM5 129H6V128H5ZM7 129H8V128H7ZM50 129H52V128H50ZM58 129H59V128H58ZM58 129H57V130H58ZM138 129H139V128H138ZM156 129H157V128H156ZM170 129H173V128H170ZM250 129H251V128H250ZM2 130H3V128H2ZM14 130H16V129H14ZM36 130H37V129H36ZM86 130H87V129H86ZM92 130H93V129H92ZM118 130H119V132H120V128H119ZM149 130H150V129H149ZM151 130H152V129H151ZM168 130H169V129H168ZM168 130H167V131H168ZM211 130H212V129H211ZM213 130H215V129H213ZM218 130H219V129H218ZM248 130H249V129H248ZM251 130H252V129H251ZM255 130H254V131H255ZM5 131H6V130H5ZM12 131H13V129H12ZM12 131H11V132H12ZM22 131H23V130H19L18 132L15 131L16 134H17V136L15 135V137H17V139H14L15 142H16L17 140H19V141H17V142H19V143L24 142L23 140L21 141L20 139L24 138V137L27 136L28 134H26V135H23V134H25V133H20V134H19V132H22ZM42 131H43V130H42ZM42 131H41V132L39 131V132L42 133ZM58 131H59V130H58ZM62 131H63V130H61V132H62ZM115 131H116V130H115ZM141 131H142V130H141ZM145 131H146V132H145ZM145 131H144V132L147 133V130H145ZM161 131H162V130H161ZM169 131H170V130H169ZM215 131H216V130H215ZM219 131H221V130H219ZM261 131H262V130H261ZM263 131H264V130H263ZM11 132H10V133H11ZM74 132H76V131H74ZM93 132H95V131L93 130ZM93 132L91 131V133H93ZM113 132H114V131H113ZM122 132H123V131H122ZM125 132H126V131H125ZM136 132H137V131H136ZM139 132H140V131H139ZM148 132H149V131H148ZM150 132H151V131H150ZM165 132H166V131H165ZM222 132H223V131H222ZM1 133H2V136H4V135H3V131H2ZM1 133H0V134H1ZM8 133H9V132H8ZM44 133H45V132H44ZM58 133H59V132H58ZM64 133H65V130L61 133V135H64ZM67 133H68V132H67ZM77 133H78V132H77ZM79 133H80V132H79ZM88 133H89V132H87V134H88ZM91 133H89V134L91 135ZM105 133L108 134L107 132H105ZM115 133H116V132H115ZM115 133H112V134H115ZM153 133H155V132H153ZM166 133H167V132H166ZM168 133H169V132H168ZM225 133H226V131H225ZM246 133H248V131H246ZM254 133H255V132H254ZM14 134H15V133H14ZM37 134H38V132H37ZM80 134H82V133H80ZM83 134H84V133H83ZM94 134H95V133H93L92 135H94ZM119 134H121V133H119ZM128 134H129V133H128ZM162 134H163V133H162ZM162 134H161V135H162ZM164 134H165V133H164ZM227 134H228V132H227ZM227 134H226V135H227ZM6 135H7V134H6ZM32 135L35 136L34 134H32ZM39 135H40V134H39ZM54 135H55V134H54ZM54 135H53V136H54ZM71 135H72V134H71ZM90 135H89V139H90ZM99 135H100V134H99ZM99 135H98V137H99ZM117 135H118V134H117ZM142 135H143V134H142ZM144 135H147V134H144ZM171 135L174 136V135H177V134H175V132H171ZM263 135H264V134H263ZM8 136H9V135H7V136H5V137H7V139H8V138H9ZM13 136H14V135H12V137L10 136V139L13 138ZM23 136H24V137H23ZM80 136H81V135H80ZM87 136H88V135H87ZM94 136H96V134H95ZM115 136H116V135H115ZM127 136H128V135H127ZM135 136H136V135H135ZM135 136H133V137L136 138ZM138 136H139V135H138ZM149 136H150V135H149ZM236 136H238V135H236ZM239 136H240V135H239ZM258 136H259V135H258ZM66 137L69 138L70 136H66ZM81 137H83V136H81ZM81 137L79 138L80 140L82 139ZM98 137H97V138H98ZM100 137H101V136H100ZM133 137H132V138H133ZM146 137H148V135H147ZM161 137H162V136H161ZM231 137H232V136H231ZM0 138L5 139L4 137H0ZM37 138H38V137H37ZM60 138H61V137H60ZM92 138L95 140L94 137H92ZM92 138H91V139H92ZM111 138H114V137H111ZM116 138H119V137H116ZM138 138H139V137H138ZM142 138H143V137H142ZM158 138H160V137H158ZM177 138H178V137H177ZM245 138H247V136H246ZM249 138L251 139V138H253V137H249ZM10 139H9V141H10ZM70 139H71V138H70ZM79 139H78V140H79ZM107 139H108V138H107ZM119 139H120V138H119ZM119 139H118V140H119ZM147 139L150 140L149 137L146 138L145 140H147ZM156 139H157V138H156ZM160 139H161V138H160ZM174 139H175V138H174ZM196 139H197V138H196ZM230 139H232V138H230ZM24 140H25V139H24ZM59 140H61V139H59ZM59 140H58V142L60 143ZM63 140H64V139H63ZM71 140L73 141L74 138L71 139ZM71 140H70V141H71ZM80 140H79V141H80ZM114 140H115V138H114ZM131 140H132V139H131ZM140 140H141V141L143 140V142H142V143H143L142 147H144V145H147L148 142L146 143V141H145V143H146V144H145V143H144V138H143V139H140ZM140 140H139V141H140ZM148 140H147V141H148ZM158 140H159V139H158ZM166 140H167V139H166ZM239 140H240V139H239ZM0 141H1V139H0ZM2 141H4V140H2ZM29 141H30V140H29ZM54 141L57 142V140H54ZM54 141H53V142H54ZM61 141H62V140H61ZM64 141H65V140H64ZM75 141H76V138H75ZM97 141H98V140H97ZM102 141H104V139H103ZM115 141H116V140H115ZM119 141H121V139H120ZM155 141H156V140H155ZM173 141H174V140H173ZM179 141H180V140H179ZM203 141H204V140H203ZM205 141H206V140H205ZM230 141H231V140H230ZM233 141H234V140H233ZM236 141H237V139H236ZM253 141L255 142V140H253ZM45 142H46V141H45ZM45 142H44V143H45ZM92 142H94V141H92ZM95 142H96V141H95ZM95 142H94V143H95ZM104 142H106V139H105ZM112 142H113V141H112ZM123 142H124V141H123ZM126 142H127V141H126ZM156 142H157V141H156ZM170 142H171V141H170ZM234 142H235V141H234ZM234 142H233V143H234ZM11 143H12V142H11ZM11 143H10L9 145H11ZM48 143H49V142L46 143V144H47L46 146L49 145ZM51 143H52V142H51ZM59 143H58V144H59ZM69 143H70V142H69ZM73 143H74V142H73ZM88 143H89V142H88ZM114 143H115V142H114ZM117 143H118V142H117ZM117 143H115V144H117ZM142 143H141V144H142ZM161 143H162V142H161ZM16 144H18V143H16ZM101 144H102V143H101V140H100V142H99V147H100ZM105 144H107V143H105ZM108 144L112 145L111 143H108ZM119 144H120V143H119ZM123 144H124V143H123ZM125 144H126V143H125ZM127 144H128V143H127ZM129 144H130V143H129ZM132 144H133V143H132ZM132 144H131V146H132ZM137 144H138V142H137ZM139 144H140V143H139ZM139 144H138V145H139ZM164 144H165V143H164ZM175 144H176V142H175ZM235 144H237V143H234V145H235ZM248 144H249V143H248ZM250 144L252 145V141H251ZM6 145H7V144H6ZM12 145H13V143H12ZM69 145H70V144H69ZM69 145H67V146H69ZM78 145H79V143H78ZM78 145L76 144V146H78ZM84 145H85V144H84ZM110 145H109V146H110ZM138 145H137V147H138ZM153 145H154V144H152V146H153ZM157 145H158V144H157ZM168 145H169V144H168ZM202 145H203V144H202ZM238 145H239V144H238ZM257 145H258V144H257ZM49 146H50V145H49ZM49 146H48V147H49ZM52 146H54V145L52 144ZM55 146H56V145H55ZM74 146H75V145H74ZM79 146H80V145H79ZM85 146H86V145H85ZM90 146H91V145H90ZM120 146H122V145L120 144ZM126 146H127V145H126ZM126 146H124L125 149L127 148ZM128 146H130V145H128ZM139 146H140V145H139ZM252 146H253V145H252ZM252 146H251V147H252ZM258 146L260 147V145H258ZM1 147H4V146L2 145ZM1 147H0V150H1ZM6 147H7V146H6ZM8 147H9V146H8ZM96 147L98 148V146H96ZM106 147H107V146H106ZM110 147H111V146H110ZM110 147H109V148H110ZM112 147H114V145H112ZM135 147H136V146H135ZM142 147H141V148H142ZM153 147H154V146H153ZM155 147H156V146H155ZM169 147H170V146H169ZM181 147H182V146H181ZM210 147H212V146H210ZM238 147L240 148V146H238ZM238 147H237V149H239ZM4 148H5V147H4ZM4 148H3V149H4ZM28 148H29V147H28ZM57 148L59 149V147H57ZM57 148H56V149H57ZM91 148H92V147H91ZM91 148H90V149H91ZM109 148H108V149H109ZM128 148H129V147H128ZM146 148H147V147H146ZM146 148H144V149L142 148V150H145ZM151 148H152V147H151ZM151 148H150L149 150H151V151L153 152V150H155L157 147H156L155 149H151ZM165 148L167 149V147H165ZM182 148H183V147H182ZM252 148H254V147H252ZM13 149H14V148H13ZM98 149H99V148H98ZM110 149H111V148H110ZM110 149H109V150H110ZM122 149H123V148H122ZM138 149H139V147H138ZM158 149H160V148H157L156 150L158 151ZM229 149H230V148H229ZM240 149H241V148H240ZM249 149H250V148H249ZM8 150H9V149H8ZM8 150H7V151H8ZM14 150L18 151L17 148H15ZM33 150H34V149H33ZM54 150H55V149H54ZM78 150H80V149H77V150H75V151H78ZM132 150H134V149H132ZM132 150H131V151H132ZM135 150H136V149H135ZM140 150H141V149H140ZM142 150H141V152H142ZM146 150H147V149H146ZM160 150H162V149H160ZM164 150H165V149H164ZM177 150H178V149H177ZM181 150H182V149H181ZM197 150H198V149H197ZM234 150H235V149H234ZM253 150H254V149H253ZM255 150H256V149H255ZM4 151H6V149H4ZM19 151H20V150H19ZM22 151H23V150H22ZM35 151H36V150H35ZM43 151H44V150H41V149L38 150V151H36V153L39 154L40 157H39L38 159H36L35 161L31 160L32 162H29V164H28V162H27L28 165L25 166V167H27L29 170L32 169V168H37V169H38V168H44V167H45V168L51 167V166L54 164V162L56 161L55 159H57V158H55L53 154H52V156L49 155V153H50L51 151H48V150H47L48 155H46V157H45V156H42V157H41V152L43 153ZM67 151H68V150H67ZM71 151H72V150H71ZM71 151H70V152H71ZM85 151H86V149L84 150V152H85ZM94 151H95V150H94ZM157 151H155V152H157ZM236 151H238V150H235L234 152H236ZM242 151H243V150H242ZM1 152H2V151H1ZM13 152H14V151H13ZM26 152H28V151H26ZM29 152H30V151H29ZM29 152H28V153H29ZM31 152H33V151H31ZM45 152H46V151H45ZM52 152H53V151H52ZM91 152H92V150H91ZM104 152H106V149H105ZM107 152H108V151H107ZM125 152H126V151H125ZM125 152H124V153H125ZM141 152H140V154H142ZM143 152H144V153L146 152V155H147L148 157H151V156H149L150 154H155V155H156V153H152V152H149V151H148V152H149L148 154H147V151H143ZM180 152H181V151H180ZM184 152H185V151H184ZM245 152H246V151H245ZM249 152H250V150H249ZM258 152H259V151H258ZM5 153H6V152H5ZM15 153H16V152H15ZM17 153L19 154V152H17ZM60 153H61V152H60ZM60 153H59V154H60ZM67 153H68V152H67ZM75 153H76V152H74V154H75ZM87 153L89 154L90 152L86 151L85 154L87 155ZM92 153H93V152H92ZM111 153H112V150H111ZM111 153H110V154H111ZM124 153H123V154H124ZM158 153L160 154V151L157 152V154H158ZM161 153H162V155H164V153L167 154V155L164 156L165 158H166V156L168 157V155H169L168 152H167V150H165L164 153H163V151H161ZM9 154H10V153H9ZM50 154H51V153H50ZM54 154H55V153H54ZM82 154H83V153H82ZM82 154H81V155H82ZM85 154H84V155H85ZM100 154H101V153H100ZM110 154L108 155V153H107V156H106V157L109 156L108 158H110V156H111ZM113 154H114V153H113ZM121 154H122V153H121ZM128 154H129V153H128ZM128 154H127V155H128ZM132 154H133V156H134V153H131L130 155H132ZM137 154H138V153H137ZM137 154H135V156H136ZM216 154H218V153L216 152ZM245 154H246V153H245ZM245 154H244V155H245ZM247 154H249V153H247ZM3 155H4V154H3ZM64 155H65V154H64ZM125 155H126V154H124V156H125ZM214 155H215V153H214ZM220 155H221V154H220ZM237 155H238V154H237ZM237 155H234V156L238 157ZM250 155H251V154H250ZM6 156H7V155H6ZM70 156H71V155H70ZM72 156L74 157L73 154H72ZM75 156H76V155H75ZM96 156H97V155H96ZM100 156H103V154L100 155ZM116 156H119V155H116ZM135 156H134V157H135ZM147 156H146V158H147ZM156 156H157V155H156ZM156 156H152V157H156ZM158 156L160 157L161 154L158 155ZM216 156H217V155H216ZM0 157H1V159H2V156H0ZM4 157H5V156H4ZM25 157H26V156H25ZM27 157H28V156H27ZM66 157H67V156H66ZM82 157H83V156H82ZM89 157H90V156H89ZM106 157H105V159H106ZM114 157H115V156H111V159H110V160L112 161V159H113ZM136 157H137V156H136ZM138 157H139V155H138ZM142 157H144V155H142ZM169 157H170V155H169ZM182 157H183V156H182ZM185 157L188 158L187 161H190V159H191V158L189 159L190 156H189V157H188V156H185ZM196 157H197V156H196ZM219 157H220V156H219ZM240 157H241V156H240ZM246 157H247V156H246ZM249 157H251V156H249ZM9 158H10V157H9ZM13 158H14V157H13ZM32 158H33V153L31 154V159H32ZM96 158H97V157H95V159H96ZM116 158H118V157H116ZM119 158H120V159H119ZM119 158H118L119 160H122V161H123V158H122V159H121V157H119ZM124 158H125V157H124ZM139 158H141V155H140ZM156 158H157V157H156ZM156 158H155V159H152V160H154V161L156 160V161L158 162L159 159L157 160ZM197 158H198V157H197ZM216 158H218V157H216ZM252 158H254V157L252 156ZM4 159H5V158H4ZM4 159H3V160H4ZM68 159H70V157H69ZM68 159H67V160H68ZM71 159H72V158H71ZM73 159H74V158H73ZM85 159H86V158H85ZM89 159H90V158H89ZM103 159H104V158H103ZM137 159H138V158H137ZM137 159H136V160H137ZM144 159H145V158H144ZM147 159H148V158H147ZM176 159H178V161H179L180 163H184V162H185L184 157H183V158H176ZM192 159H193V157H192ZM192 159H191V160H192ZM198 159H199V158H198ZM200 159H202V158L200 157ZM241 159H243V158H241ZM244 159H245V156H244ZM244 159H243V160H244ZM246 159H247V158H246ZM8 160H9V159H8ZM11 160H12V159H11ZM13 160H14V159H13ZM16 160H19V159H16ZM81 160H83V158H82ZM98 160H102L101 157H100V159H99V157H98ZM107 160H108V159H107ZM124 160H125V159H124ZM132 160H133V159H132ZM132 160H131V161H132ZM142 160H143V159H142ZM142 160H140V161H142ZM160 160H161V159H160ZM171 160H174V159L172 158ZM171 160H170V161H171ZM195 160H196V159H195ZM195 160H194V161H195ZM213 160H214V159H213ZM248 160H251V159H248ZM256 160H257V159H256ZM19 161H20V160H19ZM27 161H28V160H27ZM69 161H70V160H69ZM91 161H93V160L91 159ZM116 161H117L118 164H120V163L118 162V160L113 159V162L116 163ZM122 161H120V162H121V164H123V166L127 165L126 163H125V165H124V162H125V161H124V162H122ZM131 161H130V162H131ZM138 161H139V160H137V162H138ZM145 161H147V160H145ZM154 161H152V162H153V163H152L153 166H154ZM187 161L185 162L186 164H187ZM201 161H202V160H201ZM204 161H205V160H204ZM217 161H218V160H217ZM245 161H247V160H245ZM2 162H3V161H2ZM73 162H75V161H73ZM80 162L83 163V161H80ZM96 162H97V159H96ZM105 162H106V161H105ZM132 162H133V161H132ZM142 162H143V161H142ZM148 162H149V159H148ZM174 162H177V161H174ZM190 162H191V161H190ZM205 162H206V161H205ZM213 162H214V161H213ZM229 162H230V161H229ZM255 162H256V161L254 160V163H255ZM76 163H79V162L77 161ZM146 163H147V162H146ZM150 163H151V161H150ZM158 163H160L161 166H164V167L167 166V165H165V164H166V161H165V160H164V161L162 160V161H160V162H158ZM196 163H197V162H195V164H196ZM261 163H262V162L260 161V164H261ZM2 164H3V163H2ZM11 164H14V163H11ZM15 164H16V163H15ZM20 164H21V166H20V165H19V166L22 167V163H20ZM186 164H185V165H186ZM191 164H193V161H192ZM200 164H201V163H200ZM203 164H204V163H203ZM230 164H231V163H230ZM249 164H250V163H249ZM23 165H24V164H23ZM56 165H57V164H55L54 166H56ZM66 165H67V163H66ZM68 165H69V163H68ZM68 165H67V166H68ZM102 165H103V164H102ZM107 165H108V164H107ZM116 165H117V164H116ZM133 165H134V164H133ZM172 165H173V164H172ZM175 165H176V164H175ZM183 165H184V164H183ZM185 165H184V166H185ZM188 165L190 166L189 163H188ZM213 165H214V164H213ZM4 166H5V165H4ZM63 166H64V165H63ZM63 166H61V167H63ZM79 166H81V165L79 164ZM110 166H111V164H110ZM117 166H118V165H117ZM119 166H120V165H119ZM123 166H122V168H123ZM143 166H144V165H143ZM193 166H194V165H193ZM204 166H205V165H204ZM230 166H231V165H230ZM233 166H234V164H233ZM252 166H253V165H252ZM256 166H257V164H256ZM52 167H53V166H52ZM65 167H66V166H65ZM68 167H69V166H68ZM103 167H104V166H103ZM114 167H115V166H114ZM125 167H126V166H125ZM125 167H124V168H125ZM156 167L158 168L157 165H156ZM156 167H154V168H156ZM159 167H160V166H159ZM167 167H168V166H167ZM178 167H179V166H178ZM191 167H192V165H191ZM194 167H195V166H194ZM196 167H197V164H196ZM214 167H215V166H214ZM214 167H213V168H214ZM222 167H223V166H222ZM12 168H13V167H12ZM17 168H18V167H17ZM17 168H16V169H17ZM53 168H54V167H53ZM59 168H60V167H59ZM71 168H72V167H71ZM81 168H82V167H81ZM92 168H93V167H91V169H92ZM104 168H105V167H104ZM104 168H102V170H104ZM119 168H120V167H119ZM122 168H121V169H122ZM131 168H132V167H131ZM131 168H130V169H131ZM139 168H140V167H139ZM147 168H148V167H147ZM150 168H152V167L150 166L149 169H150ZM157 168H156V169H157ZM171 168H172V167H171ZM184 168H185V167H184ZM16 169H15V170H16ZM19 169H20V168H19ZM49 169H50V168H49ZM54 169H55V168H54ZM108 169H109V168H108ZM125 169H127V170H128V173H129V169H128V168H125ZM125 169H124V170H125ZM132 169H134V167H133ZM152 169H153V168H152ZM180 169L183 170L182 167H180ZM186 169H187V168H186ZM214 169H215V168H214ZM251 169H252V168H251ZM13 170H14V169H13ZM25 170H26V169H25ZM38 170H40V169H38ZM61 170H62V168H61ZM61 170H60V171H61ZM69 170H71V169H69ZM86 170H87V168L85 169V171H86ZM99 170H100V169H99ZM102 170H101V171H102ZM124 170H123V171H124ZM127 170H126V172H127ZM134 170H135V169H134ZM134 170H132V171H134ZM144 170H145V169H144ZM144 170H143V172H145ZM159 170H160V169H159ZM168 170H169L170 173H171V170L169 169V167H168ZM174 170L176 171V168H175V169L173 168V171H174ZM177 170H178V168H177ZM190 170H192V169H190ZM208 170H209V169H208ZM212 170H213V169H212ZM11 171H12V170L10 169V172H11ZM17 171H18V170H17ZM23 171H24V170H23ZM40 171H41V170H40ZM50 171H51V170H50ZM90 171H91V170H90ZM105 171L107 172V170H105ZM123 171H122V172H123ZM136 171H137V170H135V172H136ZM139 171H140V169H139ZM141 171H142V170H141ZM149 171H151V170H149ZM152 171H153V170H152ZM160 171H161V170H160ZM162 171H163V170H162ZM162 171H161V172H162ZM175 171H174V172H175ZM184 171H185V169H184ZM193 171H194V169H193ZM193 171H192V172H193ZM230 171H231V170H230ZM247 171H249V169H247ZM254 171H255V170H254ZM19 172H20V171H19ZM29 172H30V171H29ZM31 172H32V171H31ZM37 172H38V171H37ZM42 172H43V171H42ZM55 172H56V171H55ZM63 172H64V171H63ZM67 172H68V171H67ZM72 172H73V170H72ZM72 172H71V173H72ZM91 172L94 173L93 171H91ZM106 172H105V173H106ZM113 172H114V171H113ZM130 172H131V170H130ZM143 172H142V173H143ZM146 172H147V170H146ZM146 172H145V173H146ZM178 172H179V170H178ZM189 172H190V171H189ZM192 172H190V173H192ZM199 172H200V171H199ZM205 172H207V170H206ZM208 172H210V170H209ZM212 172H213V171H212ZM214 172H215V171H214ZM216 172H219V171H216ZM223 172H224V171H223ZM263 172H264V171H263ZM13 173H14V171L12 172V174H13ZM61 173H62V172H61ZM79 173H80V171H79ZM89 173H90V172H89ZM103 173H104V171H103ZM114 173H118V172H114ZM137 173L139 174V172H138V171L136 172V174H135L136 176H138ZM140 173H141V172H140ZM142 173H141V174H142ZM145 173H143V174H145ZM153 173L156 174V172H153ZM163 173H164V171L162 172V174H163ZM168 173H169V172H168ZM186 173H187V171H186ZM250 173H251V171H250ZM16 174H17V173H16ZM18 174H19V173H18ZM37 174L40 175L41 173H37ZM50 174H52V173H50ZM72 174H73V173H72ZM94 174H95V173H94ZM96 174H97V173H96ZM96 174H95V176H96ZM131 174H132V173H131ZM133 174H134V173H133ZM133 174H132V175H133ZM141 174L139 175V177H140V176L142 177ZM157 174H159V173H157ZM157 174H156V175H157ZM160 174H161V173H160ZM160 174H159V175H160ZM165 174H166V173H165ZM188 174H189V173H188ZM192 174H193V173H192ZM207 174H208V173H207ZM258 174H259V173H258ZM263 174H264V173H263ZM9 175H10V173H9ZM19 175H20V174H19ZM23 175H24V174H23ZM107 175H108V174H107ZM107 175L105 174V176H107ZM150 175H151V174H150ZM156 175H153V176L155 177ZM163 175H164V174H163ZM166 175H167V174H166ZM182 175H183V174H182ZM212 175L215 176V174H213V173H212ZM218 175H219V174H218ZM220 175H221V173H220ZM260 175H261V174H260ZM17 176H18V175H17ZM20 176H21V175H20ZM31 176H32V175H31ZM52 176H53V175H52ZM59 176H60V175H59ZM61 176H62V175H61ZM77 176H78V175H77ZM85 176H86V175H85ZM100 176H103V175H100ZM105 176H103V178H104ZM112 176H113V175H110V176H108V178H109V177L112 178ZM147 176H148V174H147ZM151 176H152V175H151ZM157 176H158V175H157ZM164 176H165V175H164ZM167 176H169V175H167ZM202 176H203V175H202ZM222 176H223V175H222ZM222 176H221V177H222ZM250 176H251V174H250ZM41 177H42V176H41ZM47 177H48V176H47ZM55 177H56V176H54V178H55ZM113 177H114V176H113ZM119 177H120V176H119ZM119 177H117L116 180H118ZM144 177H146V176L144 175ZM148 177H149V176H148ZM189 177H193V176H190V175H189ZM195 177H196V175H195ZM195 177H194V178H195ZM199 177H201V175H200ZM206 177H208V175H206ZM224 177H225V176H224ZM224 177H223V181H224ZM231 177H232V176H231ZM231 177H227V178H231ZM241 177H242V175H241ZM1 178H2V177H1ZM31 178H32V177H31ZM38 178H39V177H38ZM48 178H49V177H48ZM52 178H53V177H52ZM82 178H84V177H82ZM91 178H92V177H91ZM111 178L109 179V182H110V180H111V182H112V179H111ZM133 178H134V177H133ZM157 178H158V177H157ZM157 178H156V179H155V178H152V179H153V180L155 179V180L157 181ZM172 178H173V177H172ZM172 178H171V179H172ZM174 178H175V177H174ZM181 178H182V177H181ZM185 178H186V176H185ZM185 178H183L182 180H185ZM196 178H197V177H196ZM208 178H210V177H208ZM29 179H30V178H29ZM36 179H37V178H36ZM58 179H59V178H58ZM62 179H63V178H62ZM78 179H79V178H78ZM78 179H77V180H78ZM121 179H122V178H121ZM134 179H135V178H134ZM144 179L147 180V178H144ZM159 179H161V180H159V181L162 182V177H160ZM165 179H166V178H165ZM165 179L163 178L164 182H167V179H168V178L166 179V181H165ZM169 179H170V178H169ZM177 179H178V177H177ZM179 179H180V178H179ZM201 179H202V177H201ZM205 179H206V178H205ZM213 179H215V178H213ZM234 179H235V178H234ZM19 180H20V179H19ZM19 180H18V182H19ZM32 180H33V179H32ZM49 180H50V179H49ZM55 180L58 181L57 178L54 179L53 181H55ZM63 180H64V179H63ZM91 180H92V179H91ZM91 180H90V182H91ZM107 180H108V179H106V181H107ZM123 180H124V179H123ZM132 180H133V179H132ZM139 180H140V179H139ZM142 180H143V178H142ZM148 180H149V179H148ZM155 180H154V182H156ZM172 180H173V179H172ZM199 180H200V178H199ZM226 180H227V179H226ZM232 180H233V179H232ZM15 181H17V180H15ZM20 181H21V180H20ZM34 181H35V180H34ZM40 181L42 182V180H40ZM46 181H47V179H46ZM159 181H157L158 183L156 182L157 185H158V187H159V186H160L161 188L164 187V186H162V184H161ZM169 181L171 182V180H169ZM169 181H168V182H169ZM173 181H175V180H173ZM200 181H202V180H200ZM204 181H205V180H204ZM211 181H212V180H211ZM214 181H215V180H214ZM237 181H239V180H237ZM1 182H2V181H1ZM24 182H26V180H25ZM50 182H51V181H49V183H50ZM58 182H59V181H58ZM64 182H66V181H64ZM88 182H89V181H88ZM100 182H101V181H100ZM100 182H99V185H100V184H102V186L105 185V184H103L102 182H101V183H100ZM113 182H114V181H113ZM126 182H127V181H126ZM134 182H135V181H134ZM140 182H142V181H140ZM140 182H137V183H140ZM168 182H167V183H168ZM170 182H169L168 184H170ZM186 182H187V181H186ZM186 182H185V183H186ZM196 182H197V181H196ZM215 182H216V181H215ZM224 182H225V181H224ZM232 182H233V181H232ZM258 182H259V181H258ZM260 182H261V181H260ZM42 183H45V180H44ZM49 183H47V184H49ZM66 183H67V182H66ZM83 183H85V182H83ZM107 183H108V182H107ZM129 183H130V182H129ZM148 183H149V182H148ZM148 183H147V184H148ZM156 183H154V184H156ZM172 183H173V182H171V184H172ZM179 183H180L181 186H182V183H183V182H182V181H181V182L179 181ZM185 183H184V184H185ZM187 183H188V182H187ZM0 184H1V183H0ZM38 184H40V183H38ZM38 184H37V182H33V181L31 182V181H30V182H27V185H26V186H28V188H29L30 186H33L34 189H35L36 185H38ZM88 184H89V183H88ZM88 184H87V185H88ZM90 184H91V183H90ZM90 184H89V185H90ZM111 184H112V183H111ZM141 184L143 185V183H141ZM141 184H140V186H141ZM201 184H203V183H201ZM222 184H223V183H222ZM222 184H221V185H222ZM235 184H236V183H235ZM251 184H252V183H251ZM251 184H250V185H251ZM3 185H4V184H3ZM45 185H46V184H45ZM50 185L52 186V184H50ZM64 185H66V184H64ZM79 185H82V184H81V181H80V184H79ZM83 185H84V184H83ZM87 185H84V186H87ZM93 185H94V184H93ZM93 185H92V188L94 187ZM128 185H129V184H128ZM132 185H133V184H132ZM132 185H131V186H132ZM164 185H166V184H164ZM173 185H174V183H173ZM203 185H204V184H203ZM210 185H213V184L211 183ZM223 185H224V184H223ZM226 185H227V184H226ZM242 185H243V184H242ZM254 185H255V184H254ZM254 185H253V187H254ZM262 185H264V184H262ZM38 186H39V185H38ZM40 186H41V185H40ZM40 186H39V187H40ZM46 186H48V185H46ZM53 186H55V185H53ZM60 186H61V184H60ZM68 186H69V185H68ZM76 186H78V185H76ZM111 186H112V185H111ZM116 186H117V185H116ZM138 186H139V185H138ZM152 186H153V185H152ZM175 186H176V185H175ZM175 186H174V187H175ZM207 186H208V185H207ZM213 186H215V185H213ZM213 186H212V187H213ZM233 186H234V185H233ZM235 186H236V185H235ZM251 186H252V185H251ZM17 187H18V186H16V188H17ZM49 187H50V186H49ZM61 187H62V186H61ZM66 187H67V185H66ZM69 187L71 188V186H69ZM99 187H100V186H99ZM109 187H110V186H109ZM112 187H113V186H112ZM114 187H115V186H114ZM141 187H142V186H141ZM141 187H139V188H141ZM219 187H220V186H219ZM228 187H229V186H228ZM253 187H252V188H253ZM263 187H264V186H263ZM31 188H32V187H31ZM70 188H69V189H70ZM77 188H78V187H76V189H77ZM82 188H83V187H82ZM89 188H90V186H89ZM89 188H86L85 191H86L87 189H89ZM100 188H101V187H100ZM103 188H104V187H103ZM135 188H136V187H135ZM166 188L169 189V187H166ZM178 188H179V187H178ZM202 188H203V186H202ZM208 188H209V187H208ZM248 188H249V187H248ZM26 189H27V187H26ZM26 189H25V190H26ZM29 189H30V188H29ZM34 189H33V190H34ZM36 189H37V188H36ZM36 189H35V190H36ZM41 189H43V188L41 187ZM44 189H45V188H44ZM61 189H62V188H61ZM64 189H65V188H64ZM67 189H68V187H67ZM69 189H68V190H69ZM71 189H73V188H71ZM83 189H84V188H83ZM168 189H167L166 191H168ZM172 189H174V188H171V190H172ZM214 189H215V187H214ZM219 189H220V188H219ZM227 189H228V188H227ZM229 189H230V188H229ZM229 189H228V190H229ZM234 189H235V188H234ZM236 189H237V187H236ZM236 189H235V191H236ZM256 189H258V188H256ZM14 190H15V188H14ZM16 190H19V188L16 189ZM25 190H23V191H25ZM74 190H75V187H74ZM78 190H81V188L79 187ZM78 190H77V191H78ZM95 190H96V189H95ZM95 190H94V191H95ZM102 190H103V189H102ZM139 190H140V189H139ZM150 190H151V188H150ZM228 190H227V191H228ZM251 190H252V189H251ZM253 190H255V188H254ZM23 191H20L19 194H17V191H16V192L14 191V192L12 193V199H11V201H14L17 197H22L21 194H23ZM31 191H32V190H31ZM36 191H37V190H36ZM64 191L67 192L66 189H65ZM71 191H72V190H71ZM85 191L83 190L84 193H85ZM92 191H93V190H92ZM94 191H93V192H94ZM118 191H119V190H118ZM127 191H128V190H127ZM160 191H161V189H160ZM163 191H164V190H163ZM173 191H174V190H173ZM173 191H172V192H173ZM175 191H176V190H175ZM182 191L184 192L185 190H182ZM241 191H242V193L245 192V191H243V189H242ZM263 191H264V190H263ZM48 192L50 193V191H48ZM52 192H54V191H52ZM69 192H70V191H69ZM72 192H74V191H72ZM72 192H71V194H72ZM78 192H79V191H78ZM100 192H101V191H100ZM106 192H107V191H106ZM110 192H111V191H110ZM128 192H129V191H128ZM169 192H170V191H169ZM205 192H206V191H205ZM209 192H210V191H209ZM212 192H214V191L212 190ZM216 192H217V191H216ZM230 192H231V191H230ZM237 192H238V191H237ZM250 192H251V191H250ZM257 192H258V190H257ZM32 193L34 194L35 192L33 191ZM32 193H30V194H32ZM36 193H38V192H36ZM84 193H83V194H84ZM97 193H98V192H97ZM101 193H102V192H101ZM126 193H127V192H126ZM138 193H139V192H138ZM141 193H142V192H140L139 194H141ZM163 193H164V192H163ZM163 193H162V196H163ZM175 193H176V192H175ZM175 193H174V194H175ZM177 193L179 194L180 192H177ZM181 193H182V192H181ZM203 193H204V192H203ZM203 193H202V194H203ZM206 193H207V192H206ZM222 193H223V192H222ZM240 193H241V192H240ZM246 193H247V192H246ZM258 193H260V192H258ZM263 193H264V192H263ZM263 193H262L261 196H264ZM25 194H26V193H25ZM38 194H39V193H38ZM42 194H44V193H42ZM51 194H53V193H51ZM55 194H56V193H55ZM63 194H64V193H63ZM73 194H74V193H73ZM73 194H72V195H73ZM78 194H79V193H78ZM78 194L76 195V196L78 197V198H77V199H78L77 201H80L81 199L84 198V197H82V196H83L82 191H81V193H80V194H82V196H81L82 198H80V196H78ZM85 194H86V193H85ZM129 194H130V193H129ZM204 194H205V193H204ZM234 194H235V193H234ZM236 194H237V193H236ZM243 194H244V193H243ZM251 194H252V193H251ZM0 195H1V194H0ZM49 195H50V194H49ZM93 195H94V194H93ZM104 195H105V194H104ZM110 195L112 196V194H110ZM113 195H114V194H113ZM155 195L158 196V193L155 194ZM195 195H196V194H195ZM198 195H199V193H198ZM214 195H216V194H214ZM220 195H221V194H220ZM230 195H231V194H230ZM252 195H253V194H252ZM255 195H256V194H255ZM36 196H38V195H35V197H36ZM39 196H40V195H39ZM43 196H44V195H43ZM54 196H55V195H54ZM74 196H75V194H74ZM86 196H87V195H86ZM90 196H91V195H90ZM137 196H138V195H137ZM144 196H145V195H144ZM146 196H147V195H146ZM146 196H145V198H144L143 196H142V197H143L144 199H146ZM150 196H151V195H150ZM205 196H206V195H205ZM205 196H204V198H205ZM225 196H226V195H225ZM227 196H228V195H227ZM233 196H234V195H233ZM257 196H258V195H257ZM261 196H260V197H261ZM24 197H25V195H24ZM48 197H49V196H48ZM71 197H72V196H71ZM106 197H107V196H106ZM129 197H130V196H129ZM138 197H140V195H139ZM178 197H180V195H179ZM198 197H199V196H198ZM217 197H218V196H217ZM249 197H250V196H249ZM26 198H27V197H26ZM50 198H51V195H50ZM75 198H76V197H75ZM79 198H80V199H79ZM88 198H89V197H88ZM90 198H91V197H90ZM90 198H89V199H90ZM93 198H94V197H92L91 199H93ZM136 198H137V197H136V195H135V201H136V203H139V201L137 202V199H136ZM157 198H158V197H157ZM253 198H254V197H253ZM262 198H263V197H262ZM262 198H261V200H262ZM27 199H28V198H27ZM31 199H32V198H31ZM35 199H36V198H35ZM51 199H52V198H51ZM72 199L74 200V198H72ZM89 199H87V200L89 201ZM141 199H142V198H141ZM141 199H140V200H141ZM148 199H149V198H147V200H148ZM163 199H164V198H163ZM163 199H162V197H161V200H163ZM189 199L191 200V198H189ZM192 199H193V198H192ZM216 199L218 200V198H216ZM229 199H230V198H229ZM257 199H258V198H257ZM263 199H264V198H263ZM28 200H29V199H28ZM87 200H86V201H87ZM142 200H143V199H142ZM149 200H152V199H149ZM149 200H148V201H149ZM164 200H165V199H164ZM178 200H179V199H178ZM178 200H177V201H178ZM186 200H188V199L186 198ZM201 200H202V199H201ZM201 200H200V201H201ZM209 200H210V198H209ZM231 200H232V198H231ZM253 200H255V199H253ZM19 201H20V199H19ZM23 201H24V200H23ZM40 201H43V199H40L37 203H39ZM77 201H76V202H77ZM83 201L85 202V200H83ZM98 201H99V200H98ZM120 201H121V200H120ZM144 201H145V200H144ZM154 201H155V200H154ZM177 201H176V202H177ZM192 201H193V200H192ZM207 201H208V200H207ZM232 201H233V200H232ZM236 201H237V199H236ZM20 202H22V201H20ZM33 202H35V201L33 200ZM69 202H71V201H69ZM69 202H68V203H69ZM89 202H90V201H89ZM94 202L97 203L96 199H95ZM104 202H105V201H104ZM109 202H110V201H109ZM141 202H142V201H141ZM152 202H153V201H152ZM157 202H158V201H156L155 204H156V205H157V204L159 205V203H157ZM162 202H164V201H162ZM189 202H190V201H188L187 203H189ZM221 202H222V201H221ZM11 203H12V202H11ZM25 203H26V201H25ZM25 203H24V204H25ZM40 203H41V202H40ZM58 203H59V205H60L61 202H58ZM87 203H88V202H87ZM90 203L92 204V202H90ZM90 203H89V204H90ZM96 203H94L95 205L93 204L95 207H97V206H96ZM98 203H99V202H98ZM110 203H111V202H110ZM113 203H114V202H112V204H113ZM122 203H123V202H122ZM164 203H165V202H164ZM164 203H162V204H164ZM172 203H173V202H172ZM178 203H179V201H178ZM197 203H198V202H197ZM252 203H253V202H252ZM261 203H262V202H261ZM7 204H9V203H7ZM14 204H15V202H14ZM16 204H17V203H16ZM19 204H20L19 206H21V203H19ZM63 204H64V203H62L61 205H63ZM74 204H75V202H74ZM99 204L101 205L102 203H99ZM103 204H105V203H103ZM108 204H109V203H108ZM146 204H147V203H146ZM149 204H152V203L149 202L148 205H149ZM162 204H161L160 206H162ZM205 204H206V203H205ZM205 204H202V205L204 206ZM217 204H218V203H217ZM219 204H220V202H219ZM221 204H222V206L224 205V203H221ZM256 204H257V203H256ZM0 205H1V204H0ZM65 205H66V204H65ZM65 205H64V206H65ZM77 205H80V202H78V204L76 203V206H77ZM81 205H82V204H81ZM83 205H84V204H83ZM100 205H99V206H100ZM136 205H137V204H136ZM143 205H144V204H143ZM148 205H147V207H148ZM165 205H166V204H165ZM171 205H172V204H171ZM177 205H178V204H177ZM188 205H190V204H188ZM192 205H193V204H192ZM197 205H198V204H197ZM253 205H254V204H253ZM8 206H10V204H9ZM12 206H13V205H12ZM69 206H71V205L69 204ZM99 206H98V208H99ZM103 206L106 207V205H103ZM103 206H102V207H103ZM107 206H108V208H109V205H107ZM124 206H125V205H124ZM127 206H128V205H127ZM137 206H138V205H137ZM149 206H150V205H149ZM151 206H152V205H151ZM163 206H164V205H163ZM200 206H201V205H200ZM200 206H198V207L201 208ZM205 206H207V205H205ZM222 206H221V207H222ZM224 206H226V205H224ZM240 206H243V205H240ZM258 206H259V205H258ZM24 207H26V206H24ZM44 207H45V206H44ZM57 207H60V206H57ZM62 207H63V206H61V208L59 209L60 211H61V210H64V209H62ZM65 207H66V209H67V206H65ZM79 207H80V206H79ZM95 207H94V208H95ZM100 207H101V206H100ZM110 207H111V206H110ZM128 207H129V206H128ZM132 207H134V206H132ZM139 207H140V205H139ZM143 207H144V206H143ZM143 207H142V209H143ZM156 207H158V206H155V208H156ZM165 207H168V206H165ZM165 207H164V208H165ZM177 207H178V206H177ZM193 207H195V205H193ZM193 207H192V208H193ZM196 207H197V206H196ZM198 207H197V208H198ZM243 207H244V206H243ZM250 207H251V206H250ZM260 207H261V206H260ZM1 208H2V207H1ZM45 208H47V207H45ZM69 208H70V210H72L71 207H68L67 213L70 211ZM72 208H73V207H72ZM94 208H93V209H94ZM123 208H124V207H123ZM136 208H137V207H136ZM148 208H149V207H148ZM148 208H145V210L147 209L146 211H150V210H148ZM158 208H159V207H158ZM204 208H205V207H204ZM218 208H219V206H218ZM218 208H216V209H218ZM225 208H226V207H225ZM225 208H224V209H225ZM240 208L242 209V207H240ZM26 209H27V208H26ZM56 209H58V208H56ZM56 209H54V211H55ZM96 209H97V208H96ZM101 209H102V208H101ZM106 209H107V208H106ZM109 209H110V208H109ZM111 209H113V206L111 207ZM111 209H110V211H111ZM142 209H141V210H142ZM246 209H247V208H246ZM251 209H252V208H251ZM59 210H58V211H59ZM78 210L80 211V208H79ZM81 210H82V208H81ZM84 210H85V209H84ZM84 210H83V211H84ZM91 210H92V208H91ZM117 210H118V209H117ZM130 210H131V209H130ZM133 210H134V209H133ZM136 210H140V209L137 208ZM162 210H164V209H162ZM169 210H170V209H169ZM176 210H178V208H177ZM214 210H215V209H214ZM220 210H221V208H220ZM222 210H223V207H222ZM229 210H230V209H229ZM64 211H65V210H64ZM94 211H95V210H94ZM104 211H106V210H104ZM146 211H144V212L146 213ZM153 211L155 212V209H154ZM172 211H174V210H172ZM216 211L219 212L218 210H216ZM225 211H226V210H225ZM230 211L232 212V209H231ZM45 212H47V211H45ZM61 212H62V211H61ZM72 212H74V211H72ZM80 212H81V211H80ZM97 212H99L98 209H97ZM97 212L95 211V213L97 214V216H98V215L100 216L101 214H98ZM120 212H122V214H123L124 211H121V210H120ZM132 212H133V211H132ZM132 212H131V213H132ZM136 212H138V211H136ZM151 212H152V211H151ZM151 212H149V213H151ZM220 212H221V211H220ZM228 212H229V211H228ZM233 212H234V210H233ZM235 212H236V211H235ZM235 212H234V214H235ZM237 212H238V210H237ZM245 212H246V211H245ZM252 212H253V211H252ZM36 213H37V212H36ZM43 213H44V212H43ZM43 213H42V214H43ZM56 213H58V212L56 211ZM63 213H64V212H63ZM74 213H76V212H74ZM78 213H79V212H78ZM90 213H93V212L90 211ZM140 213H141V212H140ZM173 213H174V212H173ZM200 213H201V212H200ZM253 213H254V212H253ZM258 213H259V212H258ZM15 214H16V213H15ZM22 214H24V212H23ZM52 214H53V213H52ZM64 214H66V212H65ZM68 214H69V213H68ZM79 214H80V213H79ZM104 214H105V213H104ZM110 214H111V213H110ZM125 214H126V213H125ZM132 214H133V213H132ZM151 214H153V212H152ZM151 214H149V215H151ZM183 214H184V213H183ZM187 214H188V212H187ZM202 214H204V215L206 214L205 216H206V218L209 219V220L212 219V217H214V216L212 215V213L207 212L206 209L202 212ZM216 214H217V213H216ZM221 214H222V213H221ZM221 214H220V215H221ZM226 214H227V213H226ZM230 214H231V213H230ZM238 214H239V212H238ZM248 214H250V213H248ZM251 214H252V213H251ZM256 214H257V213H256ZM262 214H263V212H262ZM39 215H41V214H39ZM60 215L63 216V214L60 213L57 217H60ZM73 215H74V214H73ZM76 215H77V214H76ZM88 215H89V214H88ZM91 215H92V214H91ZM111 215H112V214H111ZM159 215H160V211H159ZM163 215L166 216V213L163 214ZM185 215H186V212H185ZM199 215H200V214H199ZM214 215H215V214H214ZM218 215H219V214H218ZM223 215H224V214H223ZM223 215H221V216H223ZM232 215H233V213H232ZM235 215H237V214H235ZM252 215H253V214H252ZM254 215H255V214H254ZM263 215H264V214H263ZM21 216H22V215H21ZM36 216H38V215H36ZM41 216H42V215H41ZM45 216H46V215H45ZM45 216H44V217H45ZM54 216H56V215H53V217H54ZM62 216H61V217H62ZM64 216H65V215H64ZM74 216H75V215H74ZM80 216H81V218H83V217H82V213L80 214ZM92 216H93V215H92ZM94 216L96 217V215H94ZM139 216H140V214H139ZM169 216H170V215H169ZM172 216H173V215H172ZM174 216H175V215H174ZM177 216H178V215H177ZM205 216H204V217H205ZM227 216H229V215H227ZM246 216H247V213H246ZM246 216H245V217H246ZM260 216H261V215H259V217H260ZM22 217H24V216H22ZM26 217H27V216H26ZM48 217H49V216H48ZM78 217H79V216H78ZM78 217H77V218H78ZM84 217H86V216L84 215ZM87 217H88V216H87ZM114 217H115V216H114ZM120 217H121V216H120ZM134 217H135V215H134ZM140 217H141V216H140ZM155 217H156V215H155ZM155 217H153V218H155ZM161 217L164 218L163 216H161ZM178 217H180V216H178ZM199 217H200V216H199ZM201 217H203V215H202ZM223 217H224V216H223ZM233 217H234V216H233ZM242 217L245 219L244 216H242ZM248 217H249V216H248ZM255 217H256V216H255ZM263 217H264V216H263ZM77 218H74V219H77ZM88 218H89V217H88ZM90 218H91V217H90ZM97 218H98V217H97ZM100 218H103V217L100 216L99 219H100ZM122 218H123V217H122ZM122 218H120L119 220H121ZM196 218H197V217H196ZM226 218H227V217H226ZM228 218H231V217H228ZM6 219H7V218H6ZM15 219H16V218H15ZM31 219H32V217H31ZM34 219H35V218H34ZM86 219H87V218H86ZM132 219H133V218H132ZM165 219H167V218H165ZM165 219H164V220H165ZM187 219H188V218H187ZM190 219H191V218H190ZM213 219H214V218H213ZM213 219H212V220H213ZM220 219H221V218H220ZM231 219H232L233 221H235V219H233V218H231ZM237 219H238V218H237ZM248 219H249V218H248ZM248 219H247V220H248ZM256 219H257V217H256ZM258 219H259V218H258ZM258 219H257V220H258ZM263 219H264V218H263ZM26 220L28 221V219H26ZM29 220H30V219H29ZM35 220H36V219H35ZM44 220H45V219H44ZM68 220H69V219H68ZM84 220H85V219H84ZM92 220H93V217H92ZM95 220H96V219H95ZM95 220H93L92 222H94ZM122 220H123V219H122ZM127 220H128V219H127ZM147 220H148V218H147ZM147 220H146V221H145V220H144V221L142 220V221H143V223H144V222H148ZM158 220H159V219H158ZM158 220H157V221H158ZM172 220H173V218H172ZM178 220H179V219H178ZM180 220H181V219H180ZM183 220H184V219H183ZM191 220H192V219H191ZM197 220H198V218H197ZM197 220H195V221L197 222ZM216 220H217V219H216ZM226 220H227V219H226ZM228 220H229V219H228ZM254 220H255V219H254ZM257 220H256V221H257ZM11 221H12V218H11ZM23 221H24V219H23ZM31 221H33V220H31ZM80 221H81V220H80ZM80 221H79L80 226L85 227L83 224H88V223H86V222L89 221V219H88V220H85V221H84L85 223H83V224H81L82 222H80ZM117 221H118V218H117ZM165 221H166V220H165ZM167 221H168V220H167ZM170 221H171V220H170ZM252 221H253V218H252ZM259 221H260V220H258V222H259ZM12 222H13V221H12ZM49 222H50V221H48V223H49ZM72 222H73V221H72ZM128 222H130V220H129ZM171 222H174V221H171ZM183 222H184V221H183ZM196 222H194V223H196ZM198 222H199V221H198ZM212 222H213V221H212ZM214 222H215V220H214ZM231 222H232V221H231ZM231 222H230V223H231ZM236 222H237V221H236ZM236 222H235V223H236ZM248 222H249V220H248ZM15 223H16V222H15ZM27 223H28V222H27ZM29 223H31V222H29ZM43 223H44V222H43ZM50 223H52V222H50ZM79 223H78V225H79ZM98 223H99V221H98ZM121 223L124 224V222H121ZM148 223H149V222H148ZM148 223H147V224H148ZM151 223H152V222H151ZM151 223H150V224H151ZM156 223H157V222H156ZM169 223H170V222H168V224H169ZM186 223H187V222H186ZM191 223H192V222H191ZM199 223H200V222H199ZM223 223H224V221H223ZM225 223H226V222H225ZM232 223L235 224L234 222H232ZM240 223H241V222H240ZM240 223H239V224H240ZM249 223H251V222H249ZM252 223H253V222H252ZM41 224H42V223H41ZM41 224H40V225H41ZM44 224H45V223H44ZM59 224H60V223H59ZM93 224H95V223H93ZM96 224H97V223H96ZM96 224H95V225H96ZM100 224H101V223L97 224L96 226L99 225V226L101 227ZM114 224H115V223H114ZM123 224H122V225H123ZM126 224H127V222H126ZM137 224L139 225V223H137ZM140 224H141V222H140ZM170 224H172V223H170ZM177 224H178V223H177ZM201 224H202V223H201ZM228 224H229V222H228ZM246 224H247V221H246ZM246 224H245V225H246ZM257 224H259V223H257ZM8 225H9V224H8ZM13 225H14V224H13ZM15 225H16V224H15ZM33 225H34V224H33ZM33 225H32V226H33ZM57 225H58V224H57ZM67 225H68V224H67ZM69 225L74 226V224H72V223L70 224V220H69ZM95 225H94V226H95ZM102 225H103V224H102ZM106 225H107V224H106ZM127 225L129 226V224H127ZM130 225H134V223H133V224H130ZM173 225H175V223H174ZM184 225H185V224H184ZM240 225H241V224H240ZM249 225H250V224H249ZM252 225H253V227L255 228L256 222H255V224L253 223ZM43 226H45V225H43ZM54 226H55V224H54ZM80 226H79V227H80ZM89 226H90V225H89ZM118 226H119V225H118ZM134 226H136V225H134ZM140 226H141V225H140ZM144 226H145V224L143 225V227H144ZM149 226H150V225H149ZM203 226H204V225H203ZM217 226H218V225H217ZM250 226H251V225H250ZM250 226H249V227H250ZM260 226H261V223H260ZM15 227H16V226H15ZM20 227H21V226H20ZM40 227H41V226H40ZM56 227H57V226H55L54 229H56ZM82 227H80L81 230H82ZM86 227H87V226H86ZM91 227H92V226H91ZM100 227H99V228H100ZM107 227H108V226H107ZM131 227H132V226H131ZM138 227H139V226H138ZM138 227H136V230H139V232H140L141 229H139ZM169 227H171V226H169ZM172 227H174V226H172ZM196 227L198 228L199 226L196 225ZM207 227L210 228V225L205 226L204 228L207 229ZM212 227H213V226H212ZM221 227H222V226H221ZM227 227H228V226H227ZM232 227H235V226H232ZM243 227H244V226H243ZM253 227H252V228H253ZM262 227H263V226H262ZM262 227H261V228H262ZM17 228H18V226H17ZM43 228H44V227H43ZM45 228H46V227H45ZM68 228H69V227H68ZM70 228L73 229V227H70ZM74 228H75V227H74ZM112 228H113V227H112ZM121 228H124V227L121 226ZM149 228H150V227H149ZM151 228H152V227H151ZM159 228H164V226H160ZM159 228H157V230L155 229V232L157 231V233H160V232H158V231L160 230ZM180 228H181V227H180ZM223 228H226V226H225V227L223 226ZM235 228L237 229V227H235ZM235 228H234V229H235ZM247 228H248V227H247ZM259 228H260V227H259ZM21 229H22V228H21ZM23 229H24V228H23ZM35 229H36V228H35ZM72 229H71V230H72ZM83 229H84V228H83ZM85 229H86V228H85ZM87 229H88V228H87ZM100 229H102V228H100ZM114 229H116V228H114ZM118 229L120 230V228H117V230H118ZM143 229H144V228H142V232L144 231ZM158 229H159V230H158ZM164 229H165V231H166V228H164ZM184 229H185V228H184ZM198 229H201V228H198ZM214 229H215V231H218V230H219V228H217L218 230H217L216 228H214ZM232 229H233V228H232ZM234 229H233V230H234ZM263 229H264V228H263ZM24 230H25V229H24ZM27 230H28V228H27ZM68 230H69V229H68ZM68 230H67V231H68ZM81 230H80V231H81ZM89 230H90V228H89ZM108 230H109V229H108ZM119 230H118V231H119ZM132 230H134V229H132ZM136 230H135V231H136ZM148 230H149V229H148ZM153 230H154V228H153ZM169 230H170V229H169ZM182 230H183V229H182ZM182 230H181V231H182ZM186 230H187V229H186ZM194 230H195V229H194ZM209 230H210V229H209ZM209 230H207V231H209ZM222 230L224 231V229H222ZM225 230H226V229H225ZM228 230H230V229H227V231H228ZM8 231H9V230H8ZM16 231H17V229H16ZM18 231H19V230H18ZM22 231H23V230H22ZM69 231H70V230H69ZM85 231H86V230H85ZM94 231H95V230H94ZM97 231H98V229H97ZM100 231H101V230H100ZM100 231H99V232H100ZM109 231H110V230H109ZM121 231H122V230H121ZM123 231H124V230H123ZM129 231H130V230H129ZM170 231H171V230H170ZM170 231H169V232H170ZM177 231H178V230H177ZM196 231H197V230H196ZM196 231H195V232H196ZM205 231H206V230H204V232H205ZM227 231H226V233H228ZM234 231H235V230H234ZM237 231H238V230H237ZM237 231H235V232L237 233ZM259 231H260V232H259ZM259 231H255V230H254V233L256 232V234H254V236L252 237V239H249V240H254V239H258V240L260 239V240H261V238H262L261 229H259ZM262 231H263V230H262ZM10 232H11V231H10ZM14 232H15V230H14ZM24 232H26V231H24ZM82 232H83V231H82ZM95 232H96V231H95ZM99 232H98V233H99ZM101 232H102V231H101ZM101 232H100L99 236H101ZM130 232H132V231H130ZM163 232H164V231H163ZM163 232H162V234H163ZM182 232H185V231H182ZM197 232H198V231H197ZM200 232H202V231H200ZM210 232H212V231L210 230ZM218 232H219V231H218ZM232 232H233V231H232ZM21 233H22V232H21ZM62 233H63V232H62ZM78 233H79V232H78ZM85 233H86L85 235H87V231H86ZM89 233H90V232H89ZM89 233H88V235H89ZM109 233H110V232H109ZM114 233H116V232H114ZM117 233H118V232H117ZM122 233H123V232H122ZM122 233H121V234H122ZM126 233H127V232H126ZM140 233H141V232H140ZM149 233H150V232H149ZM149 233H148V235H149ZM166 233H167V232H166ZM178 233H179V232H178ZM193 233H194V232H193ZM212 233H213V232H212ZM215 233H216V232H215ZM215 233H213V234H215ZM79 234H80V233H79ZM103 234H104V233H103ZM103 234H102V235H103ZM121 234L119 233V236H120ZM128 234H129V233H128ZM146 234H147V232H146ZM152 234H153V233H151L150 236H152ZM162 234H161V235H162ZM167 234H168V233H167ZM167 234H166V235H167ZM172 234H174V233L172 232ZM172 234H171V235H172ZM179 234H180V233H179ZM205 234H207V233H205ZM221 234H222V233H221ZM224 234H225V233H224ZM238 234H239V233H238ZM248 234H249V233H247V235H248ZM19 235H20V234H19ZM81 235H82V234H81ZM88 235H87V236H88ZM92 235H93V233H92ZM123 235H124V238H125V237L127 238V236H125V234H123ZM129 235H131V233H130ZM133 235H134V234H133ZM135 235H136V234H135ZM135 235H134L133 237H136ZM148 235H147V236H148ZM164 235H165V232H164ZM164 235H163V236H164ZM166 235H165V236H166ZM175 235L177 236V233H175ZM175 235L172 236V237L176 238ZM180 235H181V234H180ZM182 235H183V233H182ZM185 235H186V234H185ZM193 235H195V234H193ZM200 235L203 237L204 234H200ZM209 235L211 236L210 233H209ZM209 235H208V236H209ZM217 235H219V234H217ZM217 235H215V236H217ZM225 235L228 236V234H225ZM239 235H240V234H239ZM60 236H61V235H60ZM60 236H59V237H60ZM73 236H74V235H73ZM83 236H84V234H83ZM87 236H85V237L87 238ZM93 236H94V235H93ZM121 236H122V235H121ZM137 236H138V235H137ZM147 236H143V238L145 237L144 239L147 240ZM154 236H155V235H154ZM154 236H152V237H154ZM168 236H169V235H168ZM197 236H198V235H197ZM206 236H207V235H206ZM236 236H237V235H236ZM245 236H246V234H245ZM15 237H16V236H15ZM69 237H70V236H69ZM80 237H81V236H80ZM91 237H92V236H91ZM117 237H118V236H117ZM122 237H123V236H122ZM139 237H140V236H139ZM156 237H158V236H156ZM170 237H171V236H170ZM170 237H169V238H170ZM172 237H171V238H172ZM178 237H179V236H178ZM189 237H190V236H189ZM189 237H188V238H189ZM191 237H192V236H191ZM89 238H90V237H89ZM94 238H96V235H95ZM112 238H113V237H112ZM128 238H129V236H128ZM128 238H127V239H128ZM137 238H138V237H137ZM182 238L184 239V237H182ZM188 238H185V240H187ZM198 238H199V237H198ZM198 238H197V240H198ZM208 238H209V237H208ZM218 238H220V236H219ZM221 238H222V237H221ZM233 238H234V237H233ZM233 238H231V239H233ZM25 239H26V238H25ZM59 239H61V238H59ZM62 239H64V238H62ZM72 239H73V238H72ZM77 239H79V240H77V241L79 242V241H80V238H77ZM87 239H88V238H87ZM106 239H107V238H106ZM113 239H115V241L118 240V239L116 240V238H113ZM131 239H132V238H131ZM138 239H139V238H138ZM150 239H151V238H150ZM156 239H157V238H156ZM160 239H161V238H160ZM176 239H177V238H176ZM189 239H190V238H189ZM192 239H193V237H192ZM224 239H225V238H222V240H224ZM237 239H238V238H237ZM237 239H236V240H237ZM240 239H241V238H240ZM263 239H264V238H263ZM129 240H130V238H129ZM205 240H206V238H205ZM213 240H214V238H213ZM234 240H235V239H234ZM242 240H243V239H241V241H242ZM249 240H248V241H249ZM3 241H4V240H3ZM32 241H33V239H32ZM94 241H95V240H94ZM103 241H104V240H103ZM126 241H127V240H126ZM137 241H138V240H137ZM155 241H156V240H155ZM161 241H162V242H161ZM161 241H159V242H161V244H162V243H163V240H161ZM169 241H170V240H169ZM194 241H195V240H194ZM203 241H204V239H203ZM203 241H202V244H204ZM232 241H233V240H232ZM243 241H244V240H243ZM243 241H242V242H243ZM255 241H256V240H255ZM35 242H36V241H35ZM35 242H34V243H35ZM78 242H76V243L78 244ZM99 242H100V241H99ZM117 242H118V241H117ZM128 242L130 243V241H128ZM141 242H142V241H139L140 244H141ZM147 242H148V241H147ZM153 242H154V241H153ZM181 242H182V240H181ZM190 242H191V240H190ZM224 242H226V241H224ZM230 242H231V241H230ZM236 242H237V241H236ZM236 242H234V243H236ZM244 242H246V241H244ZM262 242H263V241H262ZM82 243H83V242H81V244H80V242H79L78 245H82ZM134 243H136V242H134ZM150 243H152V240H151ZM198 243H199V241H198ZM227 243L229 244V241H227ZM251 243H252V241L249 242V245H248L249 247H250V244H251ZM263 243H264V242H263ZM90 244H91V243H90ZM99 244H100V243H99ZM99 244L97 243V245H99ZM118 244H120V243H118ZM124 244H126V243H123L122 247L124 246ZM142 244H143V243H142ZM147 244H148V243H147ZM147 244L145 243V245L148 247L150 244H149V245H147ZM154 244L156 245V242H155ZM154 244H153V245H154ZM157 244H158V243H157ZM161 244H160V245H161ZM167 244H168V243H167ZM171 244H172V243H171ZM192 244H193V243H192ZM202 244H201V245H202ZM224 244H225V243H224ZM236 244H237V243H236ZM247 244H248V243H247ZM85 245H86V244H85ZM85 245H82V246H85ZM126 245H127V244H126ZM130 245H131V244H129V246H130ZM158 245H159V244H158ZM173 245H174V243H173ZM185 245H186V244H185ZM194 245H195V242H194ZM214 245L217 246L216 244H214ZM232 245H233L234 247L231 246L230 251H231V249H232V247H233L232 250H233V252H234V249H235L236 245L233 244V243H232ZM238 245H241V244H238ZM260 245H261V244H260ZM29 246H30V243H29ZM74 246H75V244H74ZM88 246H89V244H88ZM135 246H137V245L135 244ZM138 246H139V245H138ZM140 246L143 247V245H140ZM146 246H145V247H146ZM156 246H157V245H156ZM156 246H154V247L152 246V247L156 249ZM162 246H163V244L159 247L158 250H160V249H164V248H161ZM170 246H171V245H170ZM174 246H176V245H174ZM195 246H196V245H195ZM197 246H198V245H197ZM202 246H204V245H202ZM215 246H214V247H215ZM241 246H242V245H241ZM241 246H240V248H242ZM36 247H37V246H36ZM42 247H43V246H42ZM80 247H81V246H80ZM122 247H121V248H122ZM124 247H126V246H124ZM127 247H128V245H127ZM130 247H131V246H130ZM190 247H192V246H190ZM204 247H205V246H204ZM204 247H203V248H204ZM210 247H211V246H210ZM221 247H222V246H221ZM2 248H3V247H2ZM43 248H44V247H43ZM86 248H87V247H86ZM90 248H91V247H90ZM92 248H93V247H92ZM92 248H91V249H92ZM94 248H96V247H94ZM134 248H135V247H134ZM153 248H152V250H154V252H156L155 249H153ZM167 248H168V246H167ZM177 248H178V246H177ZM179 248H180V247H179ZM183 248H184V247H183ZM198 248H201V246H199ZM211 248H212V247H211ZM260 248H261V246H260ZM30 249H32L31 246H30ZM33 249H34V248H33ZM78 249H79V248H78ZM80 249H81V248H80ZM87 249H88V248H87ZM109 249H110V250H108V251L110 252L112 249H111V248H109ZM141 249H142V248H141ZM169 249H172V248L170 247ZM174 249H175V248H174ZM174 249H173V250H174ZM215 249H216V248H215ZM215 249H214V250H215ZM238 249H239V248H238ZM242 249H243V248H242ZM113 250H114V249H113ZM121 250H122V249H121ZM137 250H140V249L137 248L136 251H137ZM147 250H148V251H151V248H150V249H147ZM164 250H165V249H164ZM192 250H195V247H194V249H192ZM206 250H207V249H206ZM208 250H209V249H208ZM228 250H229V248H228ZM235 250H237V249H235ZM239 250L241 251V249H239ZM263 250H264V249H263ZM263 250H262V248H261V252H262ZM94 251H95V249H94ZM114 251H115V250H114ZM114 251H113V252H114ZM117 251H118V250H117ZM117 251H116V253H117ZM133 251H134V250H133ZM143 251H144V250H143ZM148 251H146V254H149V253H150V252H148ZM165 251H166V250H165ZM167 251H168V250H167ZM171 251H172V250H171ZM174 251H175V250H174ZM181 251L183 252V250H181ZM181 251L179 252V250L177 249V252H178L179 254L181 253ZM204 251H205V248H204ZM211 251H212V250H211ZM216 251H217V249L215 250V252H216ZM226 251H227V250H226ZM52 252H53V251H52ZM74 252H75V251H74ZM83 252H84V251H83ZM87 252H88V251H87ZM95 252H96V251H95ZM98 252H99V251H98ZM118 252H120V251H118ZM121 252H123V250H122ZM121 252H120V253H121ZM128 252H132V251L129 249ZM147 252H148V253H147ZM152 252H153V251H151V253H152ZM194 252H195V251H194ZM194 252H192V253H194ZM198 252L200 253V252H201V249H200V250L198 249ZM208 252H209V251H208ZM212 252H214V251H212ZM218 252H219V251H218ZM218 252H217V253H218ZM231 252H232V251H231ZM231 252H230V253H231ZM233 252H232V253H233ZM237 252H238V250H237ZM242 252H243V251H242ZM242 252H241V254H243L244 252L246 253V249H245V251H244L243 253H242ZM263 252H264V251H263ZM53 253H54V252H53ZM75 253H76V252H75ZM75 253H74V254H75ZM90 253H91V251H90ZM93 253H94V252H93ZM116 253H115V254H116ZM124 253H125V251H124ZM124 253H123V254H124ZM133 253H134V252H133ZM137 253H138V251H137ZM137 253H136V254H137ZM141 253H142V252H141ZM141 253H140V255L144 257V253H143V254H141ZM157 253H158V252H157ZM171 253H172V252H171ZM219 253H221V252H219ZM228 253H229V252H228ZM232 253H231V258H229V257L227 256V257L229 258V259L227 260V262H228L230 259H232L233 256H235V255L232 254ZM257 253H258V252H257ZM56 254H57V253H56ZM95 254H96V253H95ZM105 254H106V253H105ZM113 254H114V253H112V255H113ZM125 254H128V253H125ZM136 254H135V256H136ZM146 254H145V256H146ZM155 254H156V253H155ZM155 254H154V255H155ZM159 254H160V253H159ZM161 254H162V253H161ZM173 254H174V253H173ZM179 254L175 253L174 255H175V256L178 255V258H181V257H179ZM181 254H183V253H181ZM184 254H185V253H184ZM188 254H190V253H188ZM188 254H186V255H188ZM209 254H210V252H209ZM239 254H240V253H239ZM252 254H253V253H252ZM130 255H131V254H130ZM130 255H129V256H130ZM137 255H138V254H137ZM140 255H138V258H139ZM211 255H213V254H211ZM211 255H210V256H211ZM218 255H220V254H218ZM232 255H233V256H232ZM237 255H238V254H237ZM261 255H262V253H261ZM91 256H92V254H91ZM96 256H97V255H96ZM96 256H94V257H96ZM110 256H111V255H110ZM110 256H109V257H110ZM121 256H122V255H121ZM132 256H133V255H132ZM132 256H131V257H132ZM149 256H150V255H149ZM151 256H153V255H151ZM158 256L161 258V255H158ZM158 256H157V257H158ZM183 256H184V255H183ZM214 256H215V255H214ZM241 256H242V255H241ZM241 256H240V257H241ZM253 256H254V255H253ZM10 257H11V256H10ZM10 257H9V258H10ZM41 257H42V256H41ZM113 257H114V256H113ZM119 257H120V256H119ZM143 257H142V258H143ZM166 257H167V256H166ZM166 257H165V258H166ZM184 257H186V256H184ZM188 257H189V255H188ZM188 257H186V258H188ZM215 257H216V256H215ZM257 257H258V256H257ZM261 257H262V256H261ZM22 258H23V257H22ZM22 258H21V259H22ZM86 258H87V257H86ZM96 258H98V257H96ZM120 258H121V257H120ZM133 258H135V257H133ZM150 258H151V257H150ZM152 258H153V257H152ZM155 258H156V257H155ZM160 258H159V259H160ZM165 258H164V259H165ZM190 258H191V257H190ZM195 258H197V257H195ZM195 258H194V259H195ZM225 258H226V257H225ZM225 258H224V259H225ZM235 258H236V256H235ZM241 258H242V257H241ZM253 258H254V257H253ZM259 258H260V257H259ZM259 258H257V259H259ZM2 259H3V258H2ZM53 259H54V258H53ZM91 259H92V258H91ZM121 259H122V258H121ZM121 259H120V261H121ZM131 259H132V258H131ZM131 259H130V260H131ZM135 259H136V258H135ZM157 259H158V258H157ZM157 259H156V260H157ZM162 259H163V258H162ZM164 259H163V260H164ZM167 259H168V257H167ZM170 259H171V258H170ZM175 259H177V256L175 257ZM175 259H174V260H175ZM194 259H191V260L188 259V260H189L190 262H194V261L196 260V259H195V260H194ZM199 259H200V258H199ZM199 259L197 258V261H198ZM214 259H215V258H214ZM254 259H255V258H254ZM257 259H256V260H257ZM16 260H17V259H16ZM16 260H15V261H16ZM46 260H47V259H46ZM96 260H97V259H96ZM128 260H129V259H128ZM132 260H133V259H132ZM150 260H151V259H150ZM163 260H162L161 262H163ZM204 260H207V259H204ZM221 260H222V259H221ZM235 260H236V259H235ZM239 260H240V259L238 258V261H239ZM241 260H242V259H241ZM241 260H240V261H241ZM244 260H245V259H244ZM259 260H260V259H259ZM261 260H262V259H261ZM261 260H260V262H262ZM6 261H8V260H6ZM22 261H23V260H22ZM22 261H21V262H22ZM24 261H25V259H24ZM109 261H110V260H109ZM111 261H112V260H111ZM117 261H118V260H117ZM117 261H116L115 263H117ZM138 261H139V259H138ZM140 261H141V260H140ZM145 261H146V259H145ZM153 261H155L154 258H153ZM166 261H167V260H166ZM183 261H184V260H183ZM202 261H203V260H202ZM209 261H210V260H209ZM230 261H231V260H230ZM233 261H234V260H233ZM247 261H248V260H247ZM253 261H254V260H253ZM10 262H11V261H9V263H10ZM21 262H20V263H21ZM84 262H85V261H84ZM118 262H119V261H118ZM123 262H125L124 264H126V261L123 260ZM134 262H135V260H134ZM141 262H142V261H141ZM149 262H150V261H149ZM151 262H152V260H151ZM158 262H160V261H158ZM169 262H171V261H169ZM173 262H175V261H173ZM173 262H172V263H173ZM186 262H187V260H186ZM186 262H185V264H186ZM199 262H200V261H198L197 264H198ZM204 262H205V261H204ZM206 262H207V261H206ZM223 262H226V261H223ZM227 262H226V263H227ZM254 262H256V261H254ZM257 262H258V261H257ZM12 263H15V262H12ZM12 263H10V264H12ZM16 263H17V262H16ZM51 263H52V262H51ZM120 263H122V262H120ZM167 263H168V262H167ZM167 263H165V264H167ZM210 263H211V262H210ZM217 263H218V262H217ZM220 263L222 264V262H219V264H220ZM241 263H243V262L241 261ZM258 263H259V262H258ZM258 263H257V264H258ZM5 264H6V263H5ZM25 264H26V261H25ZM93 264H94V263H93ZM133 264H134V263H133ZM135 264H138V263H135ZM154 264H155V263H154ZM159 264H161V263H159ZM168 264H169V263H168ZM176 264H177V263H176ZM180 264H181V263H180ZM232 264H233V263H232ZM234 264H235V262H234ZM236 264H237V263H236ZM243 264H244V263H243ZM246 264H247V262H246ZM260 264H261V263H260Z\"/></svg>",
    "mask_w": 264,
    "mask_h": 264
}]
</instances>
